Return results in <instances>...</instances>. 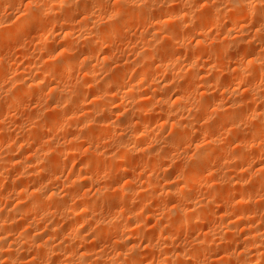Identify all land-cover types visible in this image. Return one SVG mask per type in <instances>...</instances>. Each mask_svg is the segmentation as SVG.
Returning a JSON list of instances; mask_svg holds the SVG:
<instances>
[{"label":"rangeland","instance_id":"1","mask_svg":"<svg viewBox=\"0 0 264 264\" xmlns=\"http://www.w3.org/2000/svg\"><path fill=\"white\" fill-rule=\"evenodd\" d=\"M43 1V0H42ZM45 1V0H44ZM47 1V0H46ZM50 1V0H49ZM102 1H104V2H102ZM217 1V4H219L220 6H227V1L229 2V0H216ZM14 3H13V5L12 6H9V4H5L4 2H0V24H2V23H7V22H10V23H12V24H16V25H20L21 23H20V21L22 22V21H25L24 19L22 20V18H21V20L19 19L20 17H21V15L23 16V10L25 9V7H26V4H27V2H28V0H14L13 1ZM98 2L99 3H102V5H103V9L104 8H106L107 9V11L108 10H110L111 8L110 7H115L116 6V3H117V0H101V1H99L98 0ZM112 2V3H111ZM185 2V3H184ZM206 2V0H176L175 2H174V7H176V6H178L179 8L182 6V4L184 5H188V3H191V4H189L192 8H191V10H192V12H193V14H194V16L197 18V20H201L202 18H200L199 17V15L201 16L202 15V17L203 16H205V15H203L202 13L204 12V14L205 13H207L208 11H209V13H210V11L211 10H213V8L211 7V6H208L209 8H207V6L206 7H204L203 8V5L201 6V4H203V3H205ZM219 2V3H218ZM221 2V3H220ZM226 2V3H225ZM254 2V0H252V3ZM175 3L177 4V5H175ZM12 4V3H11ZM10 4V5H11ZM112 4V5H111ZM211 4V3H210ZM106 5V6H105ZM108 5V6H107ZM11 7V8H10ZM171 7V6H170ZM186 7H188V6H186ZM196 7V8H195ZM210 7H211V9H210ZM24 8V9H23ZM109 8V9H108ZM189 8V7H188ZM178 9V8H177ZM203 9H207V10H203ZM263 9H264V7H263ZM198 11V12H197ZM200 11V12H199ZM202 11V12H201ZM64 13V12H63ZM74 15H75V12L73 13ZM73 14H72V16H73ZM262 14V13H261ZM261 14H259L260 16H258L257 14H254V15H248V16H245L244 17V19H242L241 21H239V24H237L236 25V27H234V25H232L231 24V26H230V23L228 22L229 20L225 17V16H223V15H221L222 17H223V19H221L220 17H219V19L221 20H219V24L217 23V25H215L214 27L213 26H211L210 28L208 27V29H209V32H208V29H207V32H206V34H207V36L205 35V37L203 38V41H204V43H205V49L203 48V50L201 51V56H199V58L200 59H198L197 60V58H195L197 61H199L200 62V64H199V62L197 63L196 62V64H195V62L193 63V66L192 65H188L187 63H186V61H184V60H186V59H188V57L187 56H189L190 54H186V53H188V52H192L193 53V51L197 48V44L195 43L196 42V40H197V38H194V39H192V37L190 36V34H193L194 32H195V30L193 29H191L190 28V30L188 31L187 30V28L188 27H185L184 25L183 26H181V30L183 31L184 30V34H180V36H179V39H170V40H163L164 38H163V36L162 35H164L163 34V31H164V29L165 28H163V30H161V32H162V34L160 35V40L158 39L155 43H154V47H155V49H157V48H159L158 50H155L154 51V55L156 54L155 52H157V56L155 55V56H153L152 58H151V60H150V62L149 63H151V64H149L148 63V65H147V63L145 64V66H150L149 68H153V67H155V65H156V63H158V60H160V59H163L164 58V56H165V54H164V49H165V47L163 48V46H164V44H165V46L166 47H171V48H168L167 50L170 52V51H172L171 52V54H175L174 56L175 57H180V65L178 66L179 67V70H178V68H176V69H174V70H167V71H165L166 73H164V71H161V72H158L157 73V75H155V79L157 80V82H160V85H162V84H167L168 86L166 87V89H167V91L165 92V94L166 95H168V96H170V98H172L175 94H176V92H178V90H180V88H184V86H186V87H188L189 85H192V83H190L189 81V79L188 78H185V79H183V78H177L176 77V74L179 72V71H181L182 72V74H184V72H185V70H186V72H185V74H187V73H191V74H195L196 72H198V73H196V76H197V74L199 75L200 74V77L201 76H203V77H205L206 79H208V78H212L213 76H214V78H212L213 79V81H214V79L216 80L217 79V81H218V83L220 84H218L216 87H215V85H212L213 87H212V89L211 88H208V91H198V92H192V94L190 95V97H189V99L186 101L187 103H184V105H186L187 106V109L186 110H189V109H192V111H193V107H196L195 106V104L197 105L198 103V105H202L203 103H204V105L206 104V101H207V103H209L210 104V107H206L207 108V111L205 110V111H198V113H199V115H197V114H194V112L192 113V115L193 116H195L196 115V117H197V120L195 121V122H192V125H193V130H192V133H191V135L189 136L190 138H188L189 140L190 139H194V140H190V141H188V139L185 141V143L184 144H182L181 146H180V150H179V148H178V151H177V149H175L174 150V153L175 154H177V155H175L174 153H173V151L171 150L169 153H167L168 154V156H170L169 158L170 159H176L175 161H176V163H177V161H178V163H177V165L175 164V165H171L170 166V162H169V160H165L166 161V163H163L164 161L163 160H161V161H159V163H156L157 164V166L154 168V166H153V169L152 168H150V167H152V166H149L148 164H150L151 165V163H148L147 164V162H149V161H147V157H148V152L149 151H151V154H165L166 153V151H165V147L163 146V141H159L160 139L162 140H164L165 138H169L170 137V132H169V128H166L165 129V127H164V129L163 128H161V127H158V125L159 124H161V122H162V120L160 121V119H159V121L157 120V124H154V121L153 120H150V118L148 117V118H146L147 120H146V122H148V125H149V127H146V129H144L143 131H142V135H143V138H142V140L143 139H146V140H144L145 142H143L142 141V143H139V144H134V145H132L131 144V146H133V151H131L129 154H126L124 157L125 158H123V159H115V162H118V163H115L114 164V162L112 161L111 163H110V159H109V157L110 156H113V154L117 151L116 150V148H117V146L121 143V142H123L122 140H124V139H127V137L128 136H126V135H130V134H132L133 132H131L130 130H134V126H132V127H130L133 123H134V120H135V118L133 119V117H132V115L128 112L129 110V107L130 106H128V105H131V102H137V101H135L136 100V98L135 97H129V96H124V95H122V96H120V97H118L117 98V100L114 102V103H111L109 106V110L107 109V110H105V109H102V108H100V110L98 109V107H97V105H94V103H91V102H93V101H90L93 97H88L85 101H86V103H85V101H84V103L87 105V107L85 106V108H88V109H84L83 111H81V112H79L80 114H82V117L81 118H83V119H75L74 121H72L71 123H70V125H69V123H66L65 124V127H64V129H62V130H54V129H51L50 130V127L49 128H46L48 125H49V123H50V121H52L53 120V118H52V116L54 115L53 113H55V111L54 110H52V108H50V106H52V103H50L49 104V102H52L51 101V98L49 97V96H47L48 95V88L49 87H51L52 85L53 86H55V85H57L58 84V86L60 85V87H68V88H70L71 86H73L74 84H76L77 82H81L83 79H82V75H83V66H78L77 68L79 69H75V71L74 72H71V74H68V75H66V76H64L63 78H61L60 79V81H57L56 83H48V82H46L47 83V85H46V83L44 82L43 84H42V88H41V91L39 92L40 94L39 95H36V96H34L33 98L32 97H29L28 99H27V97H25V98H22L21 96H19V97H21V100H19L20 98L17 96V92L18 93H20V92H22V90L24 89V87L26 86L25 84V82H27V83H29V81H30V79H32L33 77H34V75H35V71H33L32 69L36 66H41L42 65V63L41 62H45V58L46 57H44V55L46 56V53H42V52H45V48L43 47V45H42V43H41V41H40V43L41 44H39V40H43V38H46V34H48L47 33V31H49V34H51L52 32L55 34L54 36L56 37H58V39H57V37H56V41L54 42L53 41V38H55V37H52V41L51 42H49V44L50 45H52L51 43L52 42H54V45L56 44V46L57 45H62V46H65V41L63 40V38H62V33L63 32H61L62 30H61V28H60V23H58V24H56V25H59V26H55V25H50L49 23H48V21L46 22V24H44L45 23V21H44V23H43V21H40V22H38V23H36V26L34 25L31 29H28V31L27 30H25L24 31V33H20L19 35V37H18V35H16L18 38H16L15 36L13 37V38H10V42H9V40H7V39H5L7 42H8V44H4L3 45V47H2V44H1V46H0V60L2 61L1 63H0V67L2 68L3 66V69H2V72L0 71V73H2V74H0L1 76H0V103H1V105H3L4 104V102H9V105H8V107H6L4 110H3V112H1V114H2V116L0 115V132L1 131H5V132H7V133H10V135L11 136H9V138L8 137H4V138H1L0 140V159H3V157L5 158V159H7L8 157H10V156H12V157H15L16 158V160H20V161H24V160H26L28 157L27 156H30V155H32L33 156V154H34V158L33 159H36L35 161L33 160L32 161V165L34 164V168H39V169H37L38 171H43V169L45 168V166L46 165H44V164H42V163H44L43 161H46L47 162V165L49 166V164H50V162H49V160H47V158L48 159H51V157L55 154V152H54V149H55V147L54 146H57V144H59V145H65V147L67 148V145L66 144H68L66 141H69V139L70 138H72L73 136H75V137H78V134H79V137L81 136V134L83 133L84 134V136H86L85 134H88L87 136H89V135H91V132H94V130L95 129H97L96 127V125L98 124V122H101L102 120V122H104V120L106 119V120H108V122L109 123H111L112 124V128L109 130V131H106V133H104V132H101V134H99V132H97V133H95V134H92L91 136H93V138H91L90 137V139L89 140H91L90 142H88L87 140H86V142L85 141H83V142H81V144H79V145H77L76 147V149H75V152L73 153V154H71L70 156H66V157H64L65 155H60V156H58L59 157V161H61V162H59V169H57L56 170V175L54 174L55 173V171L54 172H52L51 171V169H49L48 171L49 172H51V175H52V173H53V176H50V174L48 175L47 173V175L45 174V171H46V169L48 168V166H47V168H45L44 169V174H43V178L41 177L40 178V176L38 175L39 173H37L36 171H33V172H31V174L29 173V174H27L26 176H27V178H28V176H29V180L26 178V176H25V178L26 179H21L20 180V178H22V177H24V176H22V177H20L19 176V173H20V169L19 168H16V167H14V168H16V170H18V173H16L17 171L15 170V169H13V167H11V168H8L6 171H7V173L8 174H6V175H2L4 178H1L0 177V179H2L1 181H0V192H2L3 193V197H7V199L5 198V199H3L2 201H0V216H2V212H3V214L4 215H6L7 214V212H11V211H13L14 209H16L18 206H17V204L19 205L20 203H18V202H21L22 204H24L25 205V203H26V201H27V199L25 198V197H23V196H21V195H17V192H18V188H29V189H31V190H29V189H27L28 190V192H31V191H33L34 190V188H36V187H34L33 188V186H32V184H34L35 182H33L34 181V179L36 180L37 179V183L36 184H41V183H43V181H44V185L42 184V186H43V189H44V192H45V189L47 190L46 192H55L56 194H57V198L58 199H60V201L59 200H57L56 198V200L58 201V202H60V203H63V204H65V202L67 201V203H66V205H67V207L68 208H73V207H70V206H75V200H74V198H75V196H77V195H79V196H82V197H84V198H88V199H90L91 201H93V202H98L97 201V199H96V195L94 194L95 193V191L98 189V188H104L105 187V190L107 189L109 192L107 193V192H105V193H102V194H100V195H97L98 196V199L100 198L101 200H100V202L98 203L99 205H97L98 207H96V213L97 214H94V215H92V216H94L95 217V219L96 220H103L104 219V217L106 218V219H108V218H111L112 216H115L114 215V213L117 211H123L124 213L119 217V218H117L116 217V219H119V222L116 220V222H115V225H117V224H122V225H124V224H126L127 223V221L128 222H130L128 219H130V217H133V218H131V219H133V221H134V223H135V221H137L138 219V221L137 222H139L141 225H142V228H141V225L139 224V231H141V232H136L134 235H130V240L132 241V245H134L135 247H136V249H135V252H136V254H135V256H137V259H138V261H140L139 263H133V264H164L163 263V261L165 260V257H166V253L168 254V251H169V255H171L172 253H176V252H182L183 250H185L186 252H188L189 253V251H193V252H197V250H198V254H197V256H196V258H194V259H191V261L190 260H188V262L187 261H185V263L184 264H213L214 262V264H216V262L218 261V259L219 260H221L222 259V257L224 256V254H225V252L227 253V254H229V256H230V254H231V256L229 257V261H227V262H229V263H227L226 262V264H246V263H243V256H244V258L245 257H248L249 258V255L250 254H254L255 252L254 251H256L255 249H257L259 246H261L262 245V247H259L260 249H264L263 247H264V216H263V218H262V216H261V212H262V210L264 209V181L262 182L263 184V186L262 185H260L259 184V181H261L259 178L261 177H264V172L262 171V168L264 167L263 165H264V128H261V127H259V128H261L260 130L261 131H259V133H258V135L255 137L254 136V131H253V129L254 130H256V128H254V127H257V125H260V124H258V122L256 123V121L255 120H252L251 122H250V120L248 119L249 118V116L252 114V112H253V110L254 111H256V107L258 108L257 110H258V112H260V113H264V112H262V111H264V97H262L263 96V94H264V76H262V74H264L263 72H264V70H263V72H262V74H261V76L262 77H260V76H258V73H259V69L261 68V69H264L263 67V65H264V63H263V61H264V54H262L263 52H264V50H263V48H264V34H262V33H264V31H263V29H264V24H262V23H264V10H263V14L261 15ZM56 15H58L61 19L62 18H64V17H62V16H64L65 15V13L64 14H62V12L61 13H58V14H56ZM101 15V14H100ZM99 14H98V16L97 17H95V23H93V24H91V23H89L90 25H89V28H92V26H95V27H93L92 29H96V30H98L99 28L100 29H104V27L107 25V24H109V25H111V23H114L115 21L114 20H112V19H107L108 17H106L105 15H103L102 14V16H100ZM207 15V14H206ZM258 17H257V16ZM58 16H56V18L58 17ZM253 16V17H252ZM74 17V16H73ZM81 18V16H79L78 17V19H77V17H76V21H74L73 22V24L72 25H74V26H76L77 27V24H78V22L81 20L80 19ZM227 20H226V19ZM245 18H248V19H245ZM252 18V19H251ZM61 19H58V22H59V20H61ZM106 19V20H105ZM256 19V20H255ZM146 21L148 20V19H145ZM149 20H150V18H149ZM148 20V21H149ZM257 21V22H255V21ZM3 21V22H2ZM4 21H6V22H4ZM78 21V22H77ZM145 21V23H144V25L142 24L143 23V21H141L140 22V25H139V23L138 22H134L133 24H131L130 25V27H128V28H125V29H123L122 30V32H121V34H117L114 38H113V40H112V44H110V46H108V48H106V50H104V52H103V55H105V56H107L108 58H109V70H115V69H118V68H121V67H123V66H125V67H129V69H127V77H126V79L124 80V81H126L127 80V82H128V79H129V73H132L133 71H135V70H137V69H139V67L138 66H134V65H132V66H130V65H127L126 64V60L128 59L129 60V57H130V61L131 62H133V61H135V60H137L138 59V57L136 58V52H140V51H142L143 50V48H144V44H143V42H144V39H145V41H147L148 40V37H146V34H145V32L147 31V29H149V28H151V26L153 27V21L152 20H150L149 22H146ZM227 21V22H226ZM253 21V22H252ZM76 22V23H75ZM109 22V23H108ZM252 22V23H251ZM20 23V24H19ZM99 24V25H98ZM115 24V23H114ZM48 26V27H46V26ZM72 25H70L69 26V28H70V30H68L69 32L71 31V33L72 34H74L73 35V37L75 38V36H76V38L77 37H79V34H80V30L78 29V27L76 28H74V26H72ZM101 25V26H100ZM103 25V26H102ZM105 25V26H104ZM227 25V26H226ZM44 26H45V28H44ZM99 26V27H98ZM230 26V27H229ZM55 27H56V29H55ZM59 27V28H58ZM149 27V28H148ZM173 27H175L174 25H173ZM182 27H185V28H182ZM234 27V28H233ZM240 29H239V28ZM255 27V28H254ZM260 27V29H262L261 30V32L260 31H257V29ZM50 28H51V30H50ZM68 28V29H69ZM71 28H73L72 30H71ZM169 30H171V29H173L172 28V26H168L167 27ZM166 28V29H167ZM49 29V30H48ZM99 29V30H100ZM127 29V30H126ZM239 29V30H238ZM260 29H258V30H260ZM181 30H180V32H181ZM192 30V31H191ZM233 30V31H232ZM6 31V30H5ZM4 30H0V38H2V39H0V40H3L4 42H5V40L3 39V37L4 36H6L7 35V33L5 32ZM73 31V32H72ZM82 31V30H81ZM191 31V32H190ZM258 32V33H255V35H254V32ZM51 32V33H50ZM61 32V33H60ZM186 32V33H185ZM188 32H190V34L188 33ZM3 33H4V35H3ZM6 33V34H5ZM182 33V32H181ZM187 33H188V35H187ZM57 34V35H56ZM187 35V36H184V35ZM195 34L196 33H194L192 36H195ZM259 34H261V35H259ZM2 35H3V37H2ZM81 35V34H80ZM144 35V36H143ZM183 35V36H182ZM239 35V36H238ZM251 35V36H250ZM256 35H258V36H256ZM52 36V35H51ZM144 37V38H142V37ZM183 38H182V37ZM259 36H263V40L259 37ZM43 37V38H42ZM162 37V38H161ZM231 37V38H230ZM233 37V38H232ZM14 38H15V40H14ZM41 38V39H40ZM180 38H182L183 40L181 41L180 40ZM236 38V39H235ZM162 39V40H161ZM262 41H261V40ZM172 40V41H171ZM178 40H180L179 42H178ZM228 41V42H226V41ZM249 40V41H248ZM256 40V41H255ZM3 41H0V43L1 42H3ZM143 41V42H142ZM173 42V44L172 43H167V42ZM249 42L251 45H253L254 44V46L253 47H251V45H248V46H243L242 48L240 47V45H244V43L245 42ZM260 41V42H259ZM162 42V43H161ZM163 42H165L164 44H163ZM183 42V43H182ZM210 42V43H209ZM222 42H225V43H223L222 44ZM229 42H231L230 44H229ZM242 42V43H241ZM245 43V44H249V43ZM254 42H257V44L256 43H254ZM6 43V42H5ZM129 43H130V45H129ZM178 43V44H177ZM182 43V44H181ZM64 44V45H63ZM142 44V45H141ZM159 44V45H158ZM168 46H167V45ZM177 44V45H176ZM207 44V45H206ZM213 46H212V45ZM237 44H238V46H237ZM240 44V45H239ZM255 44H256V46H255ZM259 44V45H258ZM39 45V46H38ZM42 45V46H41ZM54 45H52V46H54ZM125 45H126V47H125ZM163 45V46H162ZM174 45V46H173ZM210 45V46H209ZM218 45V46H217ZM220 45H221V48L222 49H224V48H226L227 50H226V57L228 58L229 57V60L226 58V60H225V58H224V60L221 58V57H219V54H218V58L215 56L216 54H215V50L216 49H218V47L220 48ZM223 45L225 46V47H223ZM56 46H54V47H56ZM143 46V47H142ZM160 46H162V47H160ZM217 46V47H216ZM227 46V47H226ZM58 47V46H57ZM61 47V46H60ZM131 47V48H130ZM228 47L229 48H231V49H233V50H231L230 49V51L232 52H235V53H233V55L230 53V54H228L227 55V51H228ZM233 47V48H232ZM236 47V48H235ZM238 47V48H237ZM247 47H248V49H247ZM263 47V48H262ZM63 48V47H62ZM128 48V49H127ZM137 48V49H136ZM163 48V49H162ZM236 50H235V49ZM140 49V50H139ZM160 49H162L161 51L163 52H161L160 51ZM128 52H127V51ZM134 50V51H133ZM135 50H136V52H135ZM139 50V51H138ZM153 50H154V48H153ZM193 50V51H192ZM198 50H199V48L198 49H196L195 51L196 52H198ZM235 50V51H234ZM194 51V52H195ZM205 51H207V52H205ZM212 51L214 52L213 53V55L211 54L212 53ZM129 52H131V53H129ZM133 52V53H132ZM203 52H205V53H203ZM211 52V53H210ZM216 52H217V50H216ZM161 53V54H160ZM191 53V54H192ZM131 54V55H130ZM184 54V55H183ZM196 54H198V53H196ZM250 54V55H249ZM259 54H260V56H261V58H259L260 56H259ZM164 55V56H163ZM193 55H194V53H193ZM202 55L204 56V57H202ZM231 55V56H230ZM42 58H41V57ZM134 56V58H132ZM158 56H161L160 58L158 57ZM195 56V55H194ZM210 56V57H209ZM256 56V57H255ZM100 57H101V55H100ZM99 57V59H101ZM156 57V58H155ZM185 57H187V58H185ZM202 57V58H201ZM215 57V58H214ZM252 57V58H251ZM253 57H255V58H257V59H260L259 61H257L258 63L255 65L256 67H254V66H250V68L248 69H246V74H245V76H246V79H244V77H243V79H242V81L240 82V80H237L236 82L233 80V70L232 69H234L235 67H237V66H241L242 68H243V64L245 65V61L246 60H248V59H253ZM159 58V59H158ZM185 58V59H184ZM211 58V59H210ZM47 59V58H46ZM120 59V60H119ZM213 59V60H212ZM220 59V60H219ZM125 60V61H124ZM183 60V61H182ZM204 60V63L205 64H207L208 66H205V64L202 62ZM212 60V61H211ZM4 61V62H3ZM121 61V62H120ZM218 61H220V63L218 62ZM44 62H43V64H44ZM99 62L100 63H97V62H94L93 63V65H97L98 66V69H99V71L100 72H98L97 73V76H98V80H97V83H100V81H101V78H105V76H107V74H108V72H106V70H103L102 68L100 69L99 67H102L101 65V60H99ZM120 62V63H119ZM152 62L154 63V64H152ZM156 62V63H155ZM183 62V63H182ZM207 62V63H206ZM224 62V63H223ZM3 63H4V65H3ZM115 63V64H114ZM215 63H216V65H218V64H221V65H224V66H221V65H219V67L220 68H216L217 66L215 65ZM229 63V64H228ZM243 63V64H242ZM261 63H263V65L261 64ZM195 64V65H194ZM204 64V65H203ZM261 64V65H260ZM1 65H3V66H1ZM100 65V66H99ZM141 65H144V64H141ZM188 65V66H187ZM213 65V66H212ZM229 65V66H228ZM258 65H259V67H258ZM51 66H52V64H51ZM55 66H57V65H55ZM54 66V67H55ZM118 66H120V67H118ZM199 66V67H198ZM210 66V67H209ZM214 66H216V67H214ZM31 67V68H30ZM134 67H135V69H134ZM138 67V68H137ZM141 67V66H140ZM194 67V68H193ZM205 67H209L210 69H211V67L212 68H215V70L214 69H212L210 72H209V70L210 69H208V68H205ZM222 67H223V69H222ZM253 67V68H252ZM0 68V69H1ZM5 68V69H4ZM149 68H147V69H149ZM182 68V69H181ZM187 68H188V70H187ZM193 68V69H192ZM227 68V69H226ZM256 68V69H255ZM131 69V70H130ZM132 69H133V71H132ZM191 69V70H190ZM201 69H203V70H201ZM204 69H205V71H204ZM219 69V70H218ZM251 69V70H250ZM255 69V70H254ZM258 69V70H257ZM16 70H17V73H16ZM31 70H32V72H31ZM184 72H183V71ZM200 70V71H199ZM221 70H222V72H221ZM248 70H250V71H248ZM254 72H253V71ZM20 71L21 72H23V73H25V74H23V73H21L20 74ZM26 71V72H25ZM129 71V72H128ZM132 71V72H131ZM192 71V72H191ZM204 71V72H203ZM216 71V72H215ZM229 71V72H228ZM247 71L249 72V73H247ZM258 71V72H257ZM5 72H6V74H5ZM18 72H19V77H15V76H17L16 74H18ZM168 72V73H167ZM200 72V73H199ZM207 72L209 73L208 75H207ZM216 74H215V73ZM217 72H218V74H219V76H218V74H217ZM221 72V73H220ZM257 72V73H256ZM16 73V74H15ZM74 73V74H73ZM105 73V74H104ZM180 73V72H179ZM214 73V75H212ZM250 73L253 75V73H254V75H255V73L257 74V75H250ZM8 74V75H7ZM15 74V76H13ZM170 74V75H169ZM206 74V75H205ZM21 75H22V77H21ZM211 75H212V77H211ZM250 75V76H249ZM259 75H260V73H259ZM219 77V79H218V77ZM233 76V77H232ZM21 77V78H20ZM23 77H25V78H23ZM174 77V78H173ZM183 77V76H182ZM199 76H198V78H200ZM215 77H217V78H215ZM229 77H231V78H229ZM250 77V78H249ZM255 77V78H254ZM18 78V79H17ZM20 78V79H19ZM23 78V79H22ZM153 78H154V76H153ZM247 78H248V80H247ZM253 78V79H252ZM262 78V79H261ZM76 79V80H75ZM223 79L225 80L224 81V86H221L222 85V83H223ZM252 79V80H251ZM14 80V81H13ZM20 80V81H19ZM23 80V81H22ZM25 80V81H24ZM29 80V81H28ZM148 80V81H147ZM151 80V79H150ZM150 80L149 79H146L144 82L142 81V83L140 84V82L138 83V85H137V87H136V91L135 92H137V94L135 93V95H139V92L140 93H143V92H145L146 90H147V92H153V89H152V85L150 84V86H152V87H148V85H149V83H151L150 82ZM194 80H197V79H191V81L193 82ZM210 80V79H209ZM231 80V81H230ZM247 80V81H246ZM255 80V81H254ZM123 81V82H124ZM181 81H183L182 83H181ZM187 83H186V82ZM211 82H212V80H210ZM221 81V82H220ZM245 81V82H244ZM126 82V83H127ZM175 82V83H174ZM185 82V83H184ZM225 82H226V84H225ZM227 82H228V84H227ZM240 82V83H239ZM247 82L249 83L248 85H247ZM21 83H25V84H23L24 86H22L21 85ZM188 83H190V84H188ZM194 83V82H193ZM233 83H239V85L238 84H233ZM49 84V85H48ZM52 84V85H51ZM72 84V85H71ZM175 84V85H174ZM187 84V85H186ZM232 84V85H231ZM240 84H242V85H240ZM252 84V85H251ZM255 84V85H254ZM180 85V86H179ZM184 85V86H183ZM228 85V86H227ZM238 85V86H237ZM49 86V87H48ZM52 86V87H53ZM183 86V87H182ZM255 86L257 87V88H255ZM211 87V86H210ZM221 87V88H220ZM247 87V88H246ZM248 87H250V88H248ZM44 88V89H43ZM67 88V89H68ZM139 90H138V89ZM218 88V89H217ZM235 88V89H234ZM251 88H253V92L251 93V94H253V95H251V96H249L250 95V93L249 94H247L248 93V91H249V89H251ZM21 89V90H20ZM154 89L155 90H157V88L156 87H154ZM254 89H255V91H254ZM149 90V91H148ZM154 90V91H155ZM216 91V93H215V91ZM219 90V91H218ZM20 91V92H19ZM43 91V92H42ZM158 91H161V90H159L158 89ZM158 91H155L154 93H156L155 95H157V94H160ZM210 91V92H209ZM213 91V92H212ZM257 91V92H256ZM15 92V93H14ZM47 94H46V93ZM150 92V94H152V96L149 94V96L150 97H154L153 96V93H151ZM247 92V93H246ZM250 92V91H249ZM255 92V93H254ZM214 93H215V95H214ZM257 93V94H256ZM260 94V96H259V94ZM14 94V95H13ZM41 95H42V97H41ZM206 95V96H205ZM256 95V96H255ZM258 95V96H257ZM15 96H17L19 99H16V100H18L17 102L14 100L15 99ZM148 96V97H149ZM211 96V97H210ZM212 96H213V98H212ZM248 96H249V98H248ZM209 97V98H208ZM251 97H253V98H251ZM254 97H255V101L254 100H250V99H254ZM258 97H260L259 99H257ZM205 100H204V99ZM211 98H212V100H211ZM243 98V99H242ZM244 98L246 99L245 100V102H244ZM9 99H13V100H9ZM130 99H132L131 101H130ZM173 99V98H172ZM236 99H237V101H236ZM4 100V101H3ZM22 100H24V101H22ZM148 100H150V98L148 99ZM204 100V101H203ZM211 100V101H210ZM215 100V101H214ZM241 100V101H240ZM14 102V103H12V105H10V103L11 102ZM49 101V102H48ZM89 103H88V102ZM130 101V102H129ZM156 100H155V98L154 99H151V102H152V104H154V102H155ZM192 101V102H191ZM244 102V103H241V102ZM254 101V102H253ZM2 102H3V104H2ZM212 102V103H211ZM240 102V103H239ZM7 103H6V105L5 106H7ZM47 103L49 104V105H47ZM130 103V104H129ZM192 103V104H191ZM218 103V104H217ZM256 105H255V104ZM14 104V105H13ZM127 104V105H126ZM212 104V105H211ZM215 104V105H214ZM240 104V105H239ZM253 104V105H252ZM92 105V106H91ZM194 105V106H193ZM233 106L234 105V109H235V111L238 113V115H240V116H242L243 114L245 115V116H243L242 118H240L239 116V118L240 119H238V121H239V123H238V121H237V118L235 119V122L237 121V123L236 124H238L239 125V128H241V130L239 129V132H242V133H239L238 131H236V130H234V132H232V134L231 133H228L227 134V130H230V128H228V127H232L231 126V120H230V122L231 123H228L225 119L226 118H228L226 115H224V113H223V111H221V112H219V110L216 112L215 111V109L214 108H216V106H224V107H222V109L223 108H225L226 106L227 107H230V106ZM242 105H244V107H242ZM49 106V107H48ZM112 106V107H111ZM113 106H115L114 108H113ZM237 106V107H236ZM239 106L240 107H242V109L241 108H239ZM254 107V108H252V107ZM1 107H4V105L3 106H1ZM1 107H0V111H2V109H1ZM92 107H94V112L92 111L93 110V108ZM96 107V108H95ZM111 108H112V110H111ZM118 108V109H117ZM205 108V109H206ZM238 108H239V110H238ZM46 109V110H45ZM114 109V110H113ZM118 110V111H116V110ZM212 109V110H211ZM214 109V110H213ZM222 109H220V110H222ZM237 109V110H236ZM241 109V110H240ZM40 110H41V112H40ZM45 110V111H44ZM47 110H50V111H47ZM89 112H91V113H88V111ZM96 110V111H95ZM204 110V109H203ZM209 110H210V113H209ZM224 110V109H223ZM244 110V111H243ZM87 111V112H86ZM103 111L105 112V114L103 113ZM214 111H215V113H214ZM240 111V112H239ZM241 111H243L244 113H241ZM39 112V113H38ZM52 112V113H51ZM83 112V113H82ZM98 112V113H97ZM102 112V113H101ZM106 112H107V115H106ZM110 112V113H109ZM206 112V113H205ZM219 112V113H218ZM93 113V114H92ZM119 115H118V114ZM208 113V114H207ZM221 113H223V116H222V114ZM36 114V115H35ZM85 116H84V115ZM91 114H92V116H91ZM110 116H109V115ZM121 114V115H120ZM221 115V118H220V115ZM52 115V116H51ZM57 115V114H56ZM56 115H54V116H56ZM87 115V116H86ZM105 115V116H104ZM131 115V116H130ZM188 114H187V111L184 113V115L183 116H187ZM208 115V116H207ZM247 115V116H246ZM53 116V117H54ZM97 116H98V119L96 120V118H97ZM103 116L105 117V119L103 118ZM108 116V117H107ZM121 116V117H120ZM202 116V117H201ZM207 116V117H206ZM36 117V118H35ZM51 117V118H50ZM125 119H124V118ZM132 117V118H131ZM201 117V118H200ZM32 118H34V119H36L37 120V122L40 124V121H41V124L43 125V126H45V128H41L42 130H37V131H39V135H37L38 137H37V140H40L39 142H40V146H42L43 145V143L42 142H44V149L43 148H41L40 149V146H39V142L37 141V140H33V135L32 136H30L31 134H29V136L27 135V131H30L31 129H29V127H30V123L29 122H32L31 120H33ZM94 118V119H93ZM103 118V119H102ZM120 118H122V119H120ZM193 118V117H192ZM47 119V120H46ZM100 119H101V121H100ZM110 119V120H109ZM124 119V121H125V123H124V121H122ZM130 119H133V120H130ZM225 120V122H227V123H224L223 121ZM43 120V121H42ZM78 120H80V124H79V122H77ZM82 120V121H81ZM90 120V121H89ZM95 122H94V121ZM99 120V121H98ZM105 120V121H106ZM116 120H117V122H116ZM129 121V122H127V121ZM199 120V121H198ZM204 120V121H203ZM214 120H215V122H214ZM228 120V119H227ZM245 122H244V121ZM84 121H86V122H84ZM88 121V122H87ZM96 121H98V122H96ZM151 121V122H150ZM198 121V122H197ZM47 122H49L48 124H46ZM115 122H116V124H115ZM121 122H123L124 124H122L123 125V127L121 126L120 127V123ZM222 123L223 122V124H220V123ZM78 125H77V124ZM97 123V124H96ZM126 123H128V124H126ZM130 123V124H129ZM211 123H212V125H211ZM213 123L215 124L216 123V129H217V131H216V129L214 130V131H216V132H218L217 133V135H219V137L218 138H221V139H219L221 142L218 144V146H220V147H218L217 146V148H216V150L214 149V148H212L211 150L213 151L214 150V152H212L213 154H211V151H209V153L211 154L210 156V158H208V163L206 164V166L204 167V168H200V170H198L199 171V175L197 176L198 177V182H200L199 183V185H195V187L197 188H195L194 187V189H192L191 191H190V197L192 198L190 201L188 200H185V199H183L181 196H175L174 198H165L164 196V198L162 197V195L160 196L159 194H161L162 193V191H161V188H162V186L166 183V181L167 182H170L171 181V184H172V186H173V188H175L176 190H181L183 187H185V185H186V183H185V181H187V179H189L190 177V171L189 170H191V169H193L192 167H194V164L192 163L193 162V157H195V155L197 154V152H196V144H197V149L198 148H200L201 147V149H203V148H207V144H208V141H207V139L206 138H204V136L203 135H201L200 134V130L202 131V129L205 127V129H207L206 127H208V125L210 126H214L213 125ZM218 123H219V125H218ZM234 123V122H233ZM247 123V124H246ZM29 124V125H28ZM46 124V125H45ZM94 124V125H93ZM151 124V125H150ZM153 124V125H152ZM235 124V123H234ZM235 124V125H236ZM27 125V126H26ZM117 125H119V126H117ZM125 125V126H124ZM127 125H129L128 127L130 128V130H126V128L127 129H129L128 127H126ZM229 125V126H228ZM238 125H236V126H238ZM26 126V127H25ZM51 126V125H50ZM93 126H95V127H93ZM160 126V125H159ZM199 126H200V130H199ZM203 126V127H202ZM224 126H225V128H224ZM241 126V127H240ZM25 127V128H24ZM116 127V128H115ZM125 127V128H124ZM155 127V128H154ZM215 127V126H214ZM219 127V128H218ZM133 128V129H132ZM211 128H213V127H211ZM3 129V130H2ZM27 129V130H26ZM86 129V130H85ZM88 129H90V130H88ZM94 129V130H93ZM197 129L199 130V132L197 131ZM226 129V130H225ZM48 130V131H47ZM82 130V131H81ZM85 130V131H84ZM93 130V131H92ZM194 130H196L198 133H193V132H195ZM204 130V129H203ZM219 130V131H218ZM238 130V129H237ZM263 130V131H262ZM23 131H26V132H24L23 133ZM36 131V132H37ZM86 131H91V132H87L86 133ZM96 131V130H95ZM129 131H130V134H129ZM66 132V133H65ZM79 132V133H78ZM85 132V133H84ZM108 132V133H107ZM128 132V133H127ZM25 133H26V136H25ZM29 133V132H28ZM30 133H32L31 131H30ZM139 133H140V131H139ZM162 133H164V134H162ZM220 133V134H219ZM224 133V134H223ZM233 133H236V134H233ZM36 134V133H35ZM83 134H82V136H83ZM97 134H99V135H101L100 137H99V135H98V137H99V139H97L95 136L97 135ZM105 136H104V135ZM144 134H147V135H144ZM196 134V136H194V135ZM215 134V133H214ZM222 134V135H221ZM230 134V135H229ZM252 134V135H251ZM161 135V136H160ZM199 135V136H198ZM221 135V136H220ZM262 135V136H261ZM22 136H23V138H25L26 139V137H28V139L29 138H31V140L29 139L27 142H23V138H22ZM144 136L146 137V138H144ZM195 137V138H193V137ZM226 138H225V137ZM252 136H254V138H256V141H254V140H252L253 139V137ZM123 137H126V138H123ZM197 137H198V139H197ZM200 137V138H199ZM261 137V138H260ZM74 138V137H73ZM95 138V139H94ZM123 138V139H122ZM251 138V139H250ZM3 139V140H2ZM36 139V138H35ZM94 139V140H93ZM101 139V140H100ZM122 139V140H121ZM195 139H197V141H195ZM248 139V140H247ZM207 141V142H206ZM254 141V142H253ZM64 142V143H63ZM66 142V143H65ZM105 142V143H104ZM118 142V143H117ZM223 142V143H222ZM243 143V142H247L248 144H250V142H251V144L253 143L256 147L255 148H253L251 151H249V149H248V151L250 152V153H247V156L245 155V158H246V160H245V158L242 160V162H237L233 157L236 155V152L239 150V148L240 147H238L239 146V143ZM162 143V144H161ZM28 145V146H26V145ZM38 144V145H37ZM69 144H70V142H69ZM142 144V145H141ZM221 144L223 145V146H221ZM257 144V145H256ZM114 145V146H113ZM137 145H139V146H137ZM225 145V146H224ZM52 146V147H51ZM62 146V147H63ZM136 146V147H135ZM142 146V147H141ZM151 146V147H150ZM38 147H39V152H44V154H38V153H36L37 152V149H38ZM47 147V148H46ZM48 147H51L53 150H51V148H48ZM54 147V148H53ZM65 147H63V148H65ZM69 147V146H68ZM103 147V148H102ZM114 147V148H113ZM136 149H135V148ZM138 147V148H137ZM145 147V148H144ZM149 147V148H148ZM36 148V149H35ZM144 150V152L142 151L141 152V150ZM142 148H144V149H142ZM185 148V149H184ZM25 149H27L28 151H26ZM30 149V150H29ZM31 149H32V152H34L35 151V153H33V154H31ZM33 149H34V151H33ZM48 149V150H47ZM51 150V152L50 153H52V154H50V153H47V152H45V150L46 151H50ZM56 149H58V146L56 147ZM135 149V150H134ZM139 149V150H138ZM150 149V150H149ZM256 149V150H255ZM41 150V151H40ZM94 150V151H93ZM114 150H116V151H114ZM138 150V151H137ZM182 150V151H181ZM185 150V151H184ZM219 150V151H218ZM221 150V151H220ZM236 152H235V151ZM25 152V154H24V152ZM86 151V152H85ZM91 151V152H90ZM98 151V153H100V154H104V155H107L106 156V158L103 156L102 157V159H101V164H100V168H99V171H97L98 170V168L96 169V170H94L93 172H92V166H89V167H92V168H89L87 165H86V167H85V164L84 163H86V159H88V161H90L89 160V158H91V153H94V152H97ZM134 151H135V153H134ZM146 151V152H145ZM198 151V150H197ZM218 151V152H217ZM248 151H246V152H248ZM85 152V153H84ZM106 152V153H105ZM217 152V153H216ZM235 152V154H233ZM23 153V154H22ZM88 153V154H87ZM144 153H147V154H144ZM150 153V152H149ZM171 153H172V155H171ZM187 153V154H186ZM191 153V154H190ZM215 153V154H214ZM238 153V152H237ZM9 154V155H8ZM21 154V155H20ZM45 154L46 155H51V157L49 158L48 156H45ZM151 154H149L150 156H151ZM170 154V155H169ZM222 154V155H221ZM25 155H26V157H25ZM35 155H37V156H40V157H38V158H41V159H38V158H36L37 156H35ZM110 155V156H109ZM146 155V156H145ZM212 155H214V157L212 156ZM216 155V156H215ZM21 158H19V157ZM56 156V155H55ZM62 156V157H61ZM127 156L129 157V156H131V157H129V158H127ZM139 156V157H138ZM144 158H143V157ZM172 156V157H171ZM175 156V157H174ZM177 156V157H176ZM233 156V157H232ZM23 157V158H22ZM42 157H43V159L44 160H42ZM47 157V158H46ZM86 157V158H85ZM185 157V158H184ZM219 157V158H218ZM63 158V159H62ZM69 158V159H68ZM105 158V159H104ZM137 158V162H136V159ZM183 158V159H182ZM191 158V159H190ZM193 158V159H192ZM126 159H127V162H126ZM142 159V160H141ZM146 159V160H145ZM180 159H182V160H180ZM185 159H190L191 160V162H190V160H185ZM209 159H212V161L211 160H209ZM247 159H248V161H247ZM40 160V161H39ZM52 160V159H51ZM63 160V161H62ZM109 160V161H108ZM114 160V159H113ZM143 160H144V162H143ZM195 160V159H194ZM234 160V161H233ZM64 161H65V163H64ZM104 161H106V162H104ZM107 161H108V164H105V163H107ZM125 161V162H124ZM163 161V162H162ZM214 161V162H213ZM246 161V163H244ZM42 162V163H41ZM46 162H45V164H46ZM81 162V163H80ZM83 162V163H82ZM104 162V163H103ZM139 162H143V163H139ZM158 162V161H157ZM160 162H162L161 164H160ZM180 162V163H179ZM185 162H187V163H185ZM212 162V163H211ZM38 163V164H37ZM110 163V164H109ZM124 163V164H123ZM139 163V164H138ZM189 163V164H188ZM243 163V164H242ZM37 164V165H36ZM43 165V167H41L40 168V166H42ZM84 164V165H83ZM116 164H117V166H118V168L116 169ZM120 166H119V165ZM155 164V165H156ZM179 164V165H178ZM239 164V165H238ZM40 165V166H39ZM68 165V166H67ZM84 167H83V166ZM91 165V164H90ZM145 165V166H144ZM185 165V166H184ZM71 166V167H70ZM73 166V167H72ZM102 166V167H101ZM122 166V167H121ZM216 166V167H215ZM89 168V170H88V168ZM112 167H114L115 169H116V171H115V169L114 168H112ZM125 167V168H124ZM58 168V167H57ZM73 168V169H72ZM83 168V169H82ZM150 168V169H149ZM168 168V169H167ZM183 168V169H182ZM190 168V169H189ZM206 168V169H205ZM11 169V170H10ZM53 169H55V168H53ZM71 169V170H70ZM76 169V170H75ZM80 169V170H79ZM91 169V170H90ZM105 169H106V171H105ZM111 170L112 169V171H109V170ZM147 169H149V170H147ZM239 169V170H238ZM241 169V170H240ZM81 170H83L82 171V173H81ZM85 170H87V171H85ZM100 170H101V172H100ZM127 170V171H126ZM141 170V171H140ZM151 170V171H150ZM219 170H221V171H219ZM9 171H11V172H9ZM88 171H90V172H92V174H95L94 175V177H93V175H92V177H93V179H91V180H87V181H83V182H81L80 180H76L77 179V176H79L80 174H83V173H85V172H88ZM95 171H97V172H95ZM118 171V172H117ZM121 171V172H120ZM150 171V172H149ZM194 171V170H193ZM197 171V172H198ZM35 172H36V174H35ZM48 172V173H49ZM95 172V173H94ZM125 172V173H124ZM197 172H192V174H194L195 176H196V173ZM214 172V173H213ZM242 172V173H241ZM10 173V174H9ZM42 173V172H41ZM40 173V174H41ZM99 173V174H98ZM111 173V174H110ZM219 173V174H218ZM222 173V174H221ZM18 174V175H17ZM34 174V178L33 177H31L32 175ZM87 174H89V172L87 173ZM97 174H98V176H97ZM105 174V175H104ZM121 174H122V176H121ZM218 174V175H217ZM224 174H226V176H224ZM262 176H261V175ZM38 175V177H35V176H37ZM75 177H74V176ZM114 175V176H113ZM123 175H124V177H123ZM128 175V176H127ZM143 175V176H142ZM186 175V176H185ZM193 175V176H194ZM208 175V176H207ZM56 176V177H55ZM107 176V177H106ZM113 176V177H112ZM121 176V177H120ZM152 176V177H151ZM192 176V175H191ZM212 176V177H211ZM251 176V177H250ZM256 176V177H255ZM49 177V178H48ZM58 177V178H57ZM71 177V178H70ZM105 177V178H104ZM130 177V178H129ZM144 177V178H143ZM182 179H181V178ZM189 177V178H188ZM196 177V178H197ZM32 178V179H31ZM39 178H40V180H39ZM55 178V180H53ZM75 178V179H74ZM111 178V179H110ZM128 178V179H127ZM13 179V180H12ZM41 179H42V182H41ZM44 179V180H43ZM48 180V181H46V180ZM53 180V181H51V180ZM76 180V182H74V180ZM122 179V180H121ZM131 179V180H130ZM181 179V180H180ZM199 179H200V181H199ZM229 179H231V180H229ZM241 179V180H240ZM259 180L258 181V183H256V186H255V182H254V180L255 181H257V180ZM130 181V184L132 183V185H130L129 186V188L131 187V192L133 193V192H135V194L134 195H132L129 199L130 200H128V202L126 201H124V205H123V201L120 199L121 198V194L119 193V191L117 192V191H115L114 190V188H116V186H118V185H120V186H124L125 185V183H126V181ZM207 180V181H206ZM243 180V181H242ZM263 180H264V178H263ZM70 181V182H69ZM123 181H125V182H123ZM221 181H222V183H221ZM238 181H240V183H241V181L243 182V184H244V187L246 188H239V186H237V185H235V183L236 182H238ZM41 182V183H40ZM48 182V183H47ZM85 182V183H84ZM94 182V183H93ZM143 182V183H142ZM218 182L220 183V184H218ZM225 182V183H224ZM228 182V185H230V184H232V187H229L228 185L226 186V183ZM230 182V183H229ZM248 182V183H247ZM253 182V183H252ZM24 183V184H23ZM84 183V184H83ZM180 183V184H179ZM211 183V184H210ZM215 183H217L216 185H215V187H213L211 190L212 191H206V189H210V188H207V184H208V186L209 185H212V184H215ZM234 183V184H233ZM36 184L34 185V186H36ZM72 186H71V185ZM129 184V183H128ZM127 184V185H128ZM22 187H21V186ZM26 185V186H25ZM201 185V186H200ZM222 185H224V186H222ZM251 185V186H250ZM9 186V187H8ZM19 186V187H18ZM46 186V187H45ZM70 186H71V188H70ZM120 186H118V187H120ZM153 186V187H152ZM219 188H218V187ZM220 186H221V188H220ZM231 186V185H230ZM235 186H237V188H235ZM18 187V188H17ZM45 187V188H44ZM69 187V188H68ZM80 187V188H79ZM227 187V188H226ZM250 189H248V188ZM252 187V188H251ZM259 187V188H258ZM16 188H17V190H16ZM48 188H52L53 190H51V189H48ZM62 188H64V189H62ZM76 188V190H74ZM85 188V189H84ZM109 188V189H108ZM156 188V189H155ZM19 189V190H20ZM57 189V190H56ZM243 189H245V190H243ZM54 190H56V191H54ZM134 190V191H133ZM147 190H149V191H147ZM155 190V191H154ZM223 190V191H222ZM229 190V191H228ZM241 190H243V191H241ZM112 191V192H111ZM114 191L116 192L115 194L116 195H114V194H111V193H114ZM220 191H222V192H220ZM227 191V192H226ZM240 191H241V193L243 194V196L241 195V193H240ZM248 191V192H247ZM11 192V193H10ZM63 192V193H62ZM83 192V193H82ZM143 192V193H142ZM151 192V193H150ZM155 192V193H154ZM205 192V193H204ZM226 192V193H225ZM252 192V193H251ZM77 195H76V194ZM88 193V194H87ZM158 193V194H157ZM215 193V194H214ZM216 193H217V195H219L218 196V201H217V198L215 199L216 200V203H217V205H216V203H215V205H213L214 203H211L210 205V207H212V208H208L207 209V211L209 212H207L206 211V214L205 215H208V218H206V219H200V220H197V221H194L193 220V223L191 222V221H189L188 223H186V224H184V225H187L186 227L183 225V226H181V227H177L176 225H175V223H173L175 226H172V227H170L171 225H170V223L169 222H171L172 221V219H173V221L174 222H177L175 219H174V217H175V214H173L174 216L173 217H171L172 215L170 214L169 215V218H171L170 219V221H169V218L166 216V214H167V210H168V213H169V210H170V212L172 213V212H174L173 210H174V208L175 207H177V208H180V209H193V208H200L199 206L201 205V203L202 204H205V202H207L209 199H211V198H213V196L214 197H216L217 195H216ZM219 193V194H218ZM249 193H250V195H249ZM1 194V193H0ZM8 194H10V195H8ZM16 194V195H15ZM19 194V193H18ZM30 194V193H29ZM147 195V197H145L144 195ZM151 194V195H150ZM154 194V195H153ZM220 194H222V195H220ZM226 194H227V196H226ZM238 194H240V195H238ZM2 195V194H1ZM59 195V196H58ZM75 195V196H74ZM108 195V196H107ZM110 195H112V197L111 198H113V199H111L110 198ZM120 196V197H118V196ZM137 195V196H136ZM139 195H140V198H139ZM144 196V198H145V200H147L148 201V199L150 200V201H146V204H145V206H146V208H145V206H142L143 205V203H142V199H143V196ZM154 196L155 198H158V199H156L155 200V198L153 199L152 197H150V196ZM216 195V196H215ZM223 195H225V198H224V200L223 199H220L221 200V202L219 201V197L220 196H223ZM17 196V197H16ZM18 196H21L20 198H23L22 199V201L21 200H19V197ZM72 196H74V197H72ZM95 196V197H94ZM100 196V197H99ZM102 196V197H101ZM117 196V197H116ZM160 196V197H159ZM193 196V197H192ZM209 196H210V198H209ZM236 196V197H235ZM9 197V198H8ZM109 197V198H108ZM224 197V196H223ZM235 197V198H234ZM241 197H243L246 201L243 203L244 205H241V207L239 206V204H237V201L241 198ZM108 198V199H107ZM134 198V199H133ZM71 199H72V201H71ZM164 199V200H163ZM166 199V200H165ZM7 200V201H6ZM55 200V201H56ZM74 200V201H73ZM77 200V199H76ZM117 200V201H116ZM137 200H138V203H137ZM144 200V201H145ZM170 200H172V201H170ZM193 200V201H192ZM11 201V202H10ZM103 201V202H102ZM114 201H116L115 203H114ZM129 201H130V203H129ZM133 201V202H132ZM135 201V202H134ZM143 201V202H144ZM159 201V202H158ZM224 201V202H223ZM57 202V203H58ZM77 202V201H76ZM119 202H121V203H119ZM152 202H153V204H152ZM175 202V203H174ZM195 202V203H194ZM201 202V203H200ZM233 202H235V203H233ZM5 203V204H4ZM8 203H9V205H8ZM132 203V204H131ZM140 203V204H139ZM158 203V204H157ZM190 203V204H189ZM220 203V204H219ZM227 203V204H226ZM233 203V204H232ZM255 203H256V206H255ZM68 204H70V206L68 205ZM78 204V203H77ZM76 204V205H77ZM101 204V205H100ZM104 204V205H103ZM150 204V205H149ZM223 204V205H222ZM237 204V205H236ZM4 205V206H3ZM26 205H27V203H26ZM52 205V203L51 204H48L47 203V205L45 206L46 207V210L48 209V210H51L53 213H54V210H55V207H53V206H51ZM127 205H128V207H127ZM235 205V206H234ZM171 206V207H170ZM188 206V207H187ZM214 206V207H213ZM237 206V207H236ZM239 206V207H238ZM247 206V207H246ZM45 207H44V209H45ZM48 207V208H47ZM49 207H52L51 209L49 208ZM152 207V208H151ZM236 207V208H235ZM242 207H245V208H242ZM251 207V209H249ZM255 207V208H254ZM262 207V208H261ZM156 208V209H155ZM215 208H217V209H215ZM239 208V209H238ZM242 208V209H241ZM98 209V210H97ZM128 209H129V211H128ZM144 209H146L145 211H147L148 212V214H147V212H144ZM213 209V210H212ZM236 209H238V210H236ZM47 210V211H48ZM125 210H127V211H125ZM134 210V211H133ZM141 210L143 211V212H141ZM242 210H245V216L246 217H248V218H243V220L241 221V219L239 218L240 217V214L241 213H243V212H241ZM252 210V211H251ZM51 211H49L50 213H51ZM154 211H156V212H154ZM4 212H6V213H4ZM130 212V213H129ZM232 212V213H231ZM99 213V214H98ZM129 213V214H128ZM141 213V214H140ZM145 213H146V215H145ZM166 213V214H165ZM41 214V213H40ZM127 214V215H126ZM144 214V215H143ZM165 214V215H164ZM211 216H210V215ZM222 214H223V216H222ZM3 215V216H4ZM95 215H97V216H95ZM107 215H108V217H107ZM131 215V216H130ZM135 215V216H134ZM148 215V216H147ZM237 215V216H236ZM26 217H22L19 221H18V223L17 224H19V226L20 227H18L17 228V230H18V232L19 233H23V232H27V231H29L30 229L32 230V229H35L36 231H35V233H40V235H38V236H41V237H43V234L45 233V224L46 225H48V224H51L52 222V220H55V219H51L53 216H50V215H48V216H46L45 218H42L41 217V215H39L38 213L36 214V212L35 213H33V211L32 212H30V213H28V215L26 214L25 215ZM32 216H33V218H32ZM102 216V217H101ZM129 216V217H128ZM155 216V217H154ZM50 217V218H49ZM162 217H164V221H163V218ZM167 217V218H166ZM220 217H221V219H220ZM236 217H238V218H236ZM259 217H261V218H259ZM25 220H24V219ZM36 218V219H35ZM54 218H57L58 219V222H56V223H58V226H59V228L61 229V228H63L64 226L66 227V224H67V221H68V219H67V221H64V218H61V217H54ZM148 218V219H147ZM161 218H162V220H161ZM23 219V220H22ZM47 219V220H46ZM57 219H56V221H57ZM92 219H94L93 217H92ZM137 219V220H136ZM240 219V220H239ZM35 220V221H34ZM38 220V221H37ZM40 220V221H39ZM45 220V221H44ZM66 220V219H65ZM153 220H155V221H153ZM237 220V221H236ZM22 223H21V222ZM42 221V222H41ZM48 221V222H47ZM62 221H64V222H62ZM70 221V220H69ZM145 221V222H144ZM201 221V222H200ZM236 221V223H234ZM26 222V223H25ZM29 222H31V223H29ZM51 222V223H50ZM54 222V221H53ZM62 222V223H61ZM71 222V221H70ZM70 222H68V224H70ZM131 222H132V220H131ZM198 222V223H197ZM232 222V223H231ZM55 223V222H54ZM78 223H80L79 225V229L80 230H78ZM78 223H76L77 225H76V227L74 226L73 227V230H75V232H77V230H78V232L80 231V232H82V233H80V234H82V235H85V236H89V238H88V242H87V240H85L86 241V243H83V244H81V242H80V244L79 243H70V247H68L69 249L67 250V251H69V250H76V251H80V252H86V251H90V253L91 252H99V254L101 255V257L104 259V260H109V259H113L114 257H115V255L118 253V248L115 246V241H116V239H117V236H115V234L116 233H118V232H114L115 231V229L113 230V229H110L109 230V232L107 231L105 234L103 233V235L101 234V235H98L97 237L96 236H94L92 233H93V231L95 230V228L97 227V225H96V222H95V220H92L91 222H90V224H81V222L80 221H78ZM117 223V224H116ZM124 223V224H123ZM169 223V224H168ZM190 223V224H189ZM61 224V225H60ZM129 223H127V225H128ZM131 224H133V223H131ZM144 224V225H143ZM146 224V225H145ZM189 224V225H188ZM246 224V225H245ZM64 225V226H63ZM96 227H95V226ZM178 226H179V224H177ZM226 225H227V227H228V225L230 226V225H232L231 226V228H234V229H232V233H234V236H232V238H231V236H228V237H230L229 239L231 240V241H227V242H225L226 244H223L224 242L222 241V240H220L219 238H218V236H219V234H218V232H220V234H223L225 231V229L224 228H227L226 227ZM11 226H14V227H16L17 225H11ZM32 226V228H30ZM43 226V227H42ZM89 226V227H88ZM82 227V228H81ZM83 227H85V228H83ZM94 228V230H93V228ZM169 228V229H167V228ZM176 229V230H174V228ZM20 228V229H19ZM24 228V229H23ZM37 228V229H36ZM67 228V227H66ZM65 228V230L64 229H61V230H63V231H67V229ZM29 229V230H28ZM42 229V230H41ZM81 229H82V231H81ZM85 231H84V230ZM90 229V230H89ZM178 229H180V230H178ZM17 230H16V232H17ZM27 230V231H26ZM40 230V231H39ZM38 231V232H37ZM84 231V232H83ZM90 231H92V232H90ZM224 231V232H223ZM246 231V232H245ZM17 232V233H18ZM34 232V231H33ZM152 232V233H151ZM242 232H244V233H242ZM18 233V234H19ZM90 233V234H89ZM114 235H113V234ZM149 233V234H148ZM151 233V234H150ZM207 233V234H206ZM215 233H217L218 235H217V237H216V235H213V234H215ZM66 234H68V233H66ZM92 234V235H91ZM111 234V235H110ZM136 234H137V236H136ZM153 234H155V235H153ZM204 234V235H203ZM117 235V234H116ZM146 235V236H145ZM151 235H152V237H151ZM199 237H198V236ZM210 235H212V236H210ZM44 236H45V234H44ZM51 236V235H50ZM50 236H48V237H50ZM93 236V237H92ZM100 236H103V237H100ZM106 236H108V240L109 241H107L106 240ZM115 236V237H114ZM214 236V237H213ZM257 237V239H256V237ZM14 237H17L16 235L14 236ZM150 237V238H149ZM165 237H169L168 238V240L166 241V243H164V238ZM210 239H209V238ZM220 237V236H219ZM227 237V238H228ZM254 237V238H253ZM260 237H262V238H260ZM44 239H45V237H43ZM46 238H47V236H46ZM59 238H60V236H59ZM91 238V239H90ZM150 240H149V239ZM153 238V239H152ZM208 241V239L209 240H211V239H214L215 240V243L212 241H209L208 242V244L207 245H209V243L211 242L214 246H211V244L209 245V247L207 246H202L199 242H202L203 240L205 241V239ZM208 238V239H207ZM218 238V239H217ZM221 238V237H220ZM260 238V239H259ZM124 239V240H123ZM127 239H128V236H124V237H122V242H121V244H122V250H123V253L124 254H126V256L128 257V260H131L130 258H132L134 255H132V252H131V250H129L130 249V247L132 246V245H128V246H130V247H126V245H127V243L125 242V241H127ZM145 239H147L146 240V242H145ZM171 239V240H170ZM200 241H199V240ZM104 240H106V241H104ZM149 240V242H147ZM152 240V241H151ZM217 240V241H216ZM254 240V241H253ZM255 240H256V242H255ZM4 241L5 240H3V241H0V245L1 244H3L4 243ZM17 241H21L20 239H18L17 238ZM92 241V242H91ZM151 241V242H150ZM171 241V242H170ZM191 243H190V242ZM193 241V242H192ZM259 241H260V243H259ZM57 242V244H58V242L59 241H56ZM56 242H53V244L52 245H55L56 244ZM173 242H174V244H173ZM184 242V243H183ZM112 243H114V244H112ZM134 243V244H133ZM149 243H151V244H149ZM154 243V244H153ZM172 243V244H171ZM188 243V244H187ZM194 243V244H193ZM92 247V248H90V246ZM148 244V245H147ZM163 244V245H162ZM192 244V245H191ZM196 244V245H195ZM200 244V245H199ZM257 244V246H255ZM261 244V245H260ZM76 245V246H75ZM84 245V246H83ZM114 245V246H113ZM184 245V246H183ZM191 245V247L189 248V246ZM204 245H206L205 244V242H204ZM251 245V246H250ZM105 246V247H104ZM126 248H125V247ZM162 246H163V248H164V250L162 249ZM165 246V247H164ZM193 246H194V249H192L193 248ZM195 246L196 247H198L199 246V248L197 249V248H195ZM202 246V247H201ZM64 247H66V246H64ZM83 247V248H82ZM85 247V248H84ZM109 247H110V249H109ZM114 247V248H113ZM140 247V248H139ZM184 249H183V248ZM187 247H188V249H187ZM201 247V248H200ZM220 247V248H219ZM71 248H73V249H71ZM87 248V249H86ZM96 248V249H95ZM120 248V247H119ZM152 248V249H151ZM213 248V249H212ZM229 248V249H228ZM65 249V248H64ZM67 249V248H66ZM78 249V250H77ZM93 249V250H92ZM105 249V250H104ZM156 249V250H155ZM182 249V250H181ZM195 249H197V250H195ZM201 251H200V250ZM208 249V250H207ZM117 250V251H116ZM130 251V252H127V251ZM148 250H150V251H148ZM155 250V251H154ZM173 250V251H172ZM224 250V251H223ZM153 251V252H152ZM162 251V252H161ZM206 251V252H205ZM228 251V252H227ZM253 251V252H252ZM103 253V254H101V253ZM155 252V253H154ZM166 252V253H165ZM171 252V253H170ZM195 252V253H196ZM218 252H219V254H218ZM239 252H241V253H239ZM93 253V254H94ZM140 253H141V255H140ZM129 254H131V255H129ZM139 254V255H138ZM145 254V255H144ZM147 254H148V256H147ZM154 254V255H153ZM191 254V253H190ZM213 254H214V256H213ZM223 254V255H222ZM226 254V255H227ZM249 254V255H248ZM60 256H62V255H60ZM60 256H58V257H60ZM153 256H155V257H153ZM219 256V257H218ZM240 256V257H239ZM251 256V255H250ZM57 257V256H56ZM200 257V258H199ZM252 257V256H251ZM140 258V259H139ZM149 258V259H148ZM198 258V259H197ZM212 258V259H211ZM147 259V260H146ZM196 259V260H195ZM48 260V259H47ZM49 260H51V259H49ZM54 260H56V258H54ZM134 260V259H133ZM216 260V261H215ZM227 260V259H226ZM137 261V262H138ZM47 262V261H46ZM45 262V263H46ZM50 262V261H49ZM130 262H126V264H129ZM132 263V262H131ZM130 263V264H131ZM255 263H257V264H264V258H263V260H262V262L261 261H258V262H252L251 264H255Z\"/></svg>","mask_w":264,"mask_h":264},{"label":"bare ground","instance_id":"2","mask_svg":"<svg viewBox=\"0 0 264 264\" xmlns=\"http://www.w3.org/2000/svg\"><path fill=\"white\" fill-rule=\"evenodd\" d=\"M4 2L5 4H9V6H12L13 5V1L14 0H0V2ZM16 1V0H15ZM99 1H101V0H99ZM114 1V0H113ZM176 0H117V3H116V6L113 8V7H110L111 9L110 10H108L107 11V9L106 8H104L103 9V5H102V3H99L98 2V0H28V2H27V4H26V7H25V9L23 10V16L21 15V17L19 18L20 20H21V18H22V20L24 19L25 21H20V25H14V24H12V23H10V22H7V23H2V24H0V30H6L5 32L7 33V35L6 36H4L3 37V35H4V33H3V35H2V37H3V39L5 38V39H7V40H9V42L12 40H10V38H13L14 36L16 37V38H18L20 35V33L22 32V33H24V31L25 30H27L28 31V29H31L34 25L36 26V23H38V22H40V21H45V23H44V21H43V23L44 24H46V22L48 21V23L50 24V25H55L56 27L57 26H59L60 25V28H61V32H63L62 33V38H63V40L65 41V46H62V45H57L56 46V44L54 45V42L56 41V37L54 36L55 34L52 32H50L51 34H49V31H47V33L48 34H46L45 36H46V38H43V40H39V44H41L42 43V45H43V47L45 48L44 50H45V52H42V53H46V56L44 55V57H46L45 58V62H44V64H43V62H41L42 63V65L41 66H35L32 70L33 71H35V75H34V77L32 78V79H30V81H29V83H27V82H25V83H21V85L22 86H24L23 84H25L26 86L24 87V89L22 90V92H20V93H18L17 92V96L19 97V96H21L22 98H25V97H27V99L29 98V97H34V96H36V95H39L40 93V91H41V88H42V84L45 82H48L49 84L50 83H56L57 81H60V79L61 78H63L64 76H66V75H68V74H71V72H74L75 71V69L78 67V66H83V77H82V81L81 82H77L76 84H74L73 86H71L70 88H68V87H60V85L58 86V84L57 85H55V86H53L52 84V86L51 87H49L48 88V95L47 96H49L50 98H51V101L52 102H49V104L50 103H52V106H50V108H52V110H54L55 111V113H53L54 115H56V116H52V118H53V120L52 121H50V123L49 122H47L46 124H48L49 123V125L46 127V128H49L50 127V130L51 129H54V130H62V129H64V127H65V124L66 123H69V125H70V123L72 122V121H74L75 119L77 120V119H80L81 117H82V114H80L79 112H81V111H83L84 109L86 110V109H88V108H85V106L87 107V105L85 104L86 103V99L88 98V97H93L90 101H93V102H91V103H94V105H97V107H98V109L100 110V108H102V109H105V110H109L110 108V104L111 103H114L116 100H117V98L118 97H120V96H122V95H124V96H129L130 98L132 97H135L136 98V100L135 101H137L138 99V101L137 102H131V105H128V106H130L129 107V113L132 115V117H133V119L135 118V120H134V123L130 126V127H132V126H134L133 128H134V130L132 131V130H130V128L128 127L129 125H127L126 127H128L129 129H127L126 128V130L128 131V130H130L131 132H133L132 134H130V131H129V134L130 135H126V136H128L127 137V139H124V140H122L123 138H126V137H123L121 140L123 141V142H121L118 146H117V148H116V150H114V151H116L114 154H113V156H110L109 157V159H110V163L113 161L114 162V164L115 163H118V162H115V159L117 160V159H123V158H125L124 156L126 155V154H129L131 151H133L132 149H133V146H131V144L132 145H134V144H139V143H142V141L143 142H145L144 140H146V139H143L142 140V138H143V135L141 134L142 133V131L144 130V129H146V127H149V125H148V122H146V118H150V120H153L154 121V124H157V120L159 121V119H160V121L162 120V122H161V124H159L158 125V127H161V128H163L164 129V127H165V129L166 128H169L170 130H169V132H170V137L169 138H165L164 140L162 139H160L159 141H163L162 143H163V146L165 147V151H166V153L165 154H151V151H149L148 152V157L146 158L147 159V161H149V162H147V164L148 163H151V165L150 164H148L149 166H154V168L157 166V164L156 163H159V161H161V160H163L162 162L163 163H166V159L167 160H169V162H170V166L171 165H177V163H178V161H177V163H176V159H170L169 157L170 156H168V154L167 153H169L171 150L173 151V153H174V150L175 149H177V151H178V148H179V150H180V146L182 145V144H184L185 143V141L188 139V138H190L189 136L191 135V133H192V130H193V125H192V122H195L196 120H197V117H196V115L195 116H193L192 115V113L194 112V114H197V115H199V113H198V111H207V108L208 107H210V104L209 103H207V101H206V104L204 105V103L202 104V105H196L195 104V106L196 107H193L194 109H193V111H192V109H189V110H186L187 109V106L186 105H184V103H187L186 101L189 99V97H190V95L192 94V92L194 93V92H198V91H208V88H211L212 89V85H215V87L219 84L218 83V81H217V79L215 80L214 79V81H213V79L212 78H214V76L212 77V75H214V73L216 72H214L212 75H211V77L212 78H208V79H206L205 77H203V76H201L200 77V74L198 75L197 74V76H196V73H198V72H196L195 74L193 73V74H191V73H187V74H185V72H186V70H185V72H184V74H182V72L181 71H179L177 74H176V77L177 78H183V79H185V78H188L190 81V83H192V85H189L188 87H186V86H184V88H180V90H178V92H176V94L172 97V98H170V96H168V95H166L165 94V92L167 91V89H166V87L168 86L167 84H162V85H160V82H157V80L155 79V75H157V73L158 72H161V71H164V73H166L165 71H167V70H174V69H176V68H178V70H179V65H180V57H175L173 54H171V52L172 51H168L167 49L168 48H171V47H166L165 46V42H163V44H164V46H163V48L165 47V51H164V54H165V56H164V58L163 59H160V60H158V63H156V65H155V67H153V68H149L150 66H145V64L147 63V65H148V63L150 62V60H151V58L153 57V56H155L156 54H157V52H155L156 54L154 55L153 53H154V51L155 50H158L159 48H157V49H155V47H154V43L159 39L160 40V35L162 34V32H161V30H163V28H165L164 29V31H163V34L164 35H162L163 36V40H170V39H179V36H180V34H184L183 32H184V30L182 31L181 30V26H185V27H188L187 28V30L189 29L190 30V28L193 30H195V32L194 33H196L195 34V36H192L193 34H190V32L192 31H190V32H188L189 34H190V36L192 37V39H194V38H197V40H196V44H197V48L196 49H198L199 48V50H198V52H196L195 50V52L193 51V53H194V55H193V53L191 54L190 52H188V53H186V54H190L189 56H187L188 57V59H186V60H184V61H186V63L190 66V65H192L193 66V63L195 62V64H196V62L198 63L199 61H197L198 59H200L199 58V56H201V51L203 50V48L205 49V43H204V41H203V38L205 37V35L207 36V34H206V32H207V29H208V27L210 28L211 26H215V25H217V23L219 22V17L221 18V19H223V17L221 16V15H223V16H225L229 21V23H230V26H231V24L232 25H234V27H236V25L237 24H239V21H241L242 19H244V17L245 16H248L249 14L250 15H254V14H257L258 16H260L259 14H263V7H264V0H254V2L252 3V0H229V2L227 1V6L225 7V6H220L219 4H217V1L216 0H206V2L205 3H203V4H201V6L203 5V8L204 7H206L207 6V8H209L208 6H211L212 8H213V10H211L210 11V13H209V11L207 12V13H205L204 14V12L202 13L203 15H205V16H203L202 17V15L200 16L199 15V17L200 18H202L201 20H197V18L194 16V14H193V12H192V10H191V6L189 5V4H191V3H188V5H183L182 4V6L179 8L178 6H176V7H174V2H175ZM183 1V0H182ZM222 1V0H221ZM102 2H104V1H102ZM12 3V4H11ZM112 3V2H111ZM185 3V2H184ZM211 3V4H210ZM219 3V2H218ZM221 3V2H220ZM11 4V5H10ZM112 5V4H111ZM175 5H177L176 3H175ZM192 5V4H191ZM106 6V5H105ZM108 6V5H107ZM171 6V7H170ZM186 6H188V7H186ZM211 7H210V9H211ZM11 8V7H10ZM178 8V9H177ZM196 8V7H195ZM109 9V8H108ZM203 10H207V9H203ZM62 12V14H64L65 13V15L64 16H62V17H64V18H60L58 15H56V14H58V13H61ZM64 12V13H63ZM75 12V15L73 14ZM198 12V11H197ZM200 12V11H199ZM202 12V11H201ZM72 14H73V16H72ZM98 14L100 15V16H102V14L103 15H105L106 17H108L107 19H112V20H114L115 22V24L114 23H111V25H109V24H107L105 27H104V29H98V30H96V29H92L93 27H95V26H92V28H89V23H91V24H93V23H95V17H97L98 16ZM207 14V15H206ZM261 14V15H262ZM256 15V16H257ZM56 16H58L57 18H56ZM79 16H81V20L78 22V24H77V27H78V29L80 30V34H79V37H77L76 38V36H75V38L73 37V35L74 34H72L71 33V31L69 32L68 30H70V28H69V26L70 25H72L73 24V22L74 21H76V17H77V19H78V17ZM255 16V15H254ZM257 16V17H258ZM253 17V16H252ZM149 18H150V20H152L153 21V27L151 26V28H149V29H147V31L145 32V34H146V37H148V40L147 41H145V39H144V42H143V44H144V48H143V50L142 51H140V52H136V50H135V52H136V58L138 57V59L137 60H135V61H133V62H131L130 60V57H129V60L127 59L126 60V64L127 65H130V66H132V65H134L135 67L136 66H138L139 67V69H137V70H135V71H133V69H132V73H129L130 75H129V79H128V82H127V80L126 81H124L125 79H126V77H127V69H129V67L127 66V67H125V66H123V67H121V68H118V69H115V70H109V58L107 57V56H105V55H103V52H104V50H106V48H108V46H110V44H112V40H113V38L117 35V34H121V32H122V30L123 29H125V28H128V27H130V25L131 24H133L134 22H138L139 23V25H140V22L141 21H143V25H144V23H145V19H148L149 20ZM225 18V19H226ZM58 19H61V20H59V22H58ZM226 19V20H227ZM245 19H248V18H245ZM252 19V18H251ZM106 20V19H105ZM146 21V22H149V21ZM256 20V19H255ZM254 20V21H255ZM264 20V19H263ZM221 21V20H220ZM3 22V21H2ZM4 22H6V21H4ZM227 22V21H226ZM253 22V21H252ZM251 22V23H252ZM255 22H257V21H255ZM1 23V22H0ZM58 23H60L59 25H56V24H58ZM76 23V22H75ZM220 23V22H219ZM218 23V24H219ZM135 24V23H134ZM146 24V23H145ZM262 24H264V23H262ZM99 25V24H98ZM173 25L175 26V27H173ZM220 25V24H219ZM46 26V25H45ZM45 26H44V28H45ZM72 26H74V25H72ZM101 26V25H100ZM103 26V25H102ZM170 27V26H172V28L173 29H171V30H169L167 27ZM227 26V25H226ZM229 26V27H230ZM46 27H48V26H46ZM56 27H55V29H56ZM71 27V26H70ZM76 26H74V28H75ZM76 27V28H77ZM99 27V26H98ZM185 27H182V28H185ZM233 27V28H234ZM59 28V27H58ZM69 28V29H68ZM131 28V27H130ZM167 28V29H166ZM239 28V27H238ZM255 28V27H254ZM73 28H71V30H72ZM211 29V28H210ZM240 29V28H239ZM238 29V30H239ZM258 29H260V27L258 28ZM257 29V31H260L261 32V30L262 29H260V30H258ZM49 30V29H48ZM50 30H51V28H50ZM127 30V29H126ZM180 30H181V32H180ZM188 30V31H189ZM233 31V30H232ZM254 32V35H255V33H258V32ZM263 31H264V29H263ZM60 32V33H61ZM73 32V31H72ZM208 32H209V29H208ZM5 33V34H6ZM123 33V32H122ZM186 33V32H185ZM188 33H187V35H188ZM262 34H264V33H262ZM16 35H18V37L16 36ZM52 35V36H51ZM57 35V34H56ZM186 34L184 35V36H187ZM259 35H261V34H259ZM144 36V35H143ZM183 36V35H182ZM181 36V37H182ZM189 36V35H188ZM239 36V35H238ZM251 36V35H250ZM256 36H258V35H256ZM264 36V35H263ZM263 36L261 37V36H259L262 40H263ZM52 37H55V38H53V41L54 42H52L51 44L52 45H54V46H56V47H54V46H52V45H50L49 44V42H51L52 41ZM142 37V36H141ZM142 38H144V37H142ZM162 38V37H161ZM183 38V37H182ZM182 38H180V40L182 41L183 39ZM231 38V37H230ZM233 38V37H232ZM0 39H2V38H0ZM4 39V40H5ZM41 39V38H40ZM57 39H58V37H57ZM236 39V38H235ZM260 39V40H261ZM14 40H15V38H14ZM162 40V39H161ZM180 40H178V42L180 41ZM261 40V41H262ZM0 41H3V40H0ZM40 41H41V43H40ZM172 41V40H171ZM167 42V43H172L173 44V42ZM180 41V42H181ZM226 41V40H225ZM249 41V40H248ZM256 41V40H255ZM6 42V43H5ZM5 42L3 41V42H1L0 43V46H1V44H2V47H3V45L4 44H8V42L5 40ZM226 42H228V41H226ZM247 42V41H246ZM245 42V43H246ZM260 42V41H259ZM162 43V42H161ZM183 43V42H182ZM181 43V44H182ZM210 43V42H209ZM223 43H225V42H222V44ZM231 42H229V44H230ZM242 43V42H241ZM244 43V45L242 44V45H240V47L242 48L243 46H248V45H251L249 42H247V43H249V44H245ZM254 43H256L257 44V42H254ZM178 44V43H177ZM176 44V45H177ZM256 44H255V46H256ZM41 45V46H42ZM64 45V44H63ZM129 45H130V43H129ZM142 45V44H141ZM159 45V44H158ZM167 45V44H166ZM207 45V44H206ZM212 45V44H211ZM214 45V44H213ZM212 45V46H213ZM259 45V44H258ZM39 46V45H38ZM61 46V47H60ZM162 46H160V47H162ZM168 46V45H167ZM174 46V45H173ZM210 46V45H209ZM218 46V45H217ZM216 46V47H217ZM237 46H238V44H237ZM254 46V44L253 45H251V47H253ZM63 47V48H62ZM125 47H126V45H125ZM143 47V46H142ZM223 47H225L224 45H223ZM227 47V46H226ZM239 47V46H238ZM237 47V48H238ZM131 48V47H130ZM153 48H154V50H153ZM162 48V49H163ZM233 48V47H232ZM236 48V47H235ZM234 48V49H235ZM263 48V47H262ZM128 49V48H127ZM137 49V48H136ZM162 49H160V51L162 50ZM230 49L231 48H229L228 47V53H227V55L228 54H232L233 55V53H235V52H231L230 51ZM247 49H248V47H247ZM140 50V49H139ZM138 50V51H139ZM206 50V49H205ZM216 50H217V52H216ZM214 52H215V56L217 57L218 56V54H219V57H221L223 60H224V58H225V60H226V48H224V49H222L221 48V45H220V48L218 47V49H216ZM231 50H233V49H231ZM236 50V49H235ZM234 50V51H235ZM263 50H264V48H263ZM127 51V50H126ZM134 51V50H133ZM128 52V51H127ZM162 52V51H161ZM205 52H207V51H205ZM205 52H203V53H205ZM213 51H212V55H213V53H214ZM230 52V53H229ZM129 53H131V52H129ZM133 53V52H132ZM159 53V52H158ZM163 53V52H162ZM196 53H198V54H196ZM201 53V54H200ZM161 54V53H160ZM262 54H264V52L262 53ZM100 55H101V57H100ZM131 55V54H130ZM184 55V54H183ZM250 55V54H249ZM157 56V55H156ZM231 56V55H230ZM259 56H260V54H259ZM262 56V55H261ZM261 56L259 57V58H261ZM41 57V56H40ZM99 57L101 58V59H99ZM159 58L161 57V56H158ZM187 57H185V58H187ZM202 57H204L203 55H202ZM201 57V58H202ZM210 57V56H209ZM256 57V56H255ZM255 57H253V59H248V60H246L245 62V65L243 64V68L241 67V66H237V67H235L234 69H232L233 70V80L236 82L237 80H240V82L242 81V79H243V77L245 76V74H246V69L249 67L250 68V66H254V67H256L255 65L258 63L257 61H259L260 59H257V58H255ZM42 58V57H41ZM132 58H134V56L132 57ZM154 58V57H153ZM152 58V59H153ZM156 58V57H155ZM158 58V59H159ZM184 58V59H185ZM195 58H197V60L195 59ZM215 58V57H214ZM218 58V57H217ZM211 59V58H210ZM228 60H229V57L227 58ZM99 60H101V66L102 67H99L100 69L102 68L103 70H106V72H108V74H107V76H105V78H101V81H100V83H97V80L99 79L98 78V76H97V73L98 72H100L99 71V69H98V64L97 65H93V63L94 62H97V63H100L99 62ZM120 60V59H119ZM213 60V59H212ZM211 60V61H212ZM220 60V59H219ZM125 61V60H124ZM183 61V60H182ZM2 61L0 60V63H1ZM4 62V61H3ZM121 62V61H120ZM119 62V63H120ZM203 63H204V60L202 61ZM219 63H220V61H218ZM183 63V62H182ZM207 63V62H206ZM224 63V62H223ZM263 63H264V61H263ZM263 63H261L262 65H263ZM51 64H52V66H51ZM115 64V63H114ZM141 64H144V65H141ZM149 64H151V63H149ZM152 64H154L153 62H152ZM194 64V65H195ZM199 64H200V62H199ZM205 64V63H204ZM203 64V65H204ZM222 64V63H221ZM221 64H218V65H216V63H215V65L217 66H214V67H216V68H220L219 67V65H221ZM229 64V63H228ZM260 64V65H261ZM3 65H4V63H3ZM3 65H1V66H3ZM55 65H57V66H55ZM109 65V66H108ZM187 65V66H188ZM55 66V67H54ZM100 66V65H99ZM141 66V67H140ZM205 66H208L207 64H205ZM213 66V65H212ZM221 66H224V65H221ZM229 66V65H228ZM264 66V65H263ZM4 67V66H3ZM3 67L0 69V71L2 72V69H3ZM118 67H120V66H118ZM135 67H134V69H135ZM137 67V68H138ZM199 67V66H198ZM210 67V66H209ZM209 67H205V68H208V69H210ZM258 67H259V65H258ZM31 68V67H30ZM147 68H149V69H147ZM194 68V67H193ZM192 68V69H193ZM248 68V69H249ZM253 68V67H252ZM264 68V67H263ZM5 69V68H4ZM78 69V68H77ZM182 69V68H181ZM212 69H214L215 70V68H212L211 67V69L209 70V72L212 70ZM222 69H223V67H222ZM227 69V68H226ZM256 69V68H255ZM254 69V70H255ZM32 70H31V72H32ZM79 70V69H78ZM131 70V69H130ZM187 70H188V68H187ZM191 70V69H190ZM201 70H203V69H201ZM219 70V69H218ZM251 70V69H250ZM250 70H248V71H250ZM258 70V69H257ZM263 70L264 69H259V73H260V75H259V73H258V76H260V77H262V76H264V74H262V72H263ZM200 71V70H199ZM204 71H205V69H204ZM203 71V72H204ZM247 71V73H249ZM253 71V70H252ZM262 71V72H261ZM26 72V71H25ZM129 72V71H128ZM192 72V71H191ZM212 72V71H211ZM221 72H222V70H221ZM220 72V73H221ZM229 72V71H228ZM254 72V71H253ZM258 72V71H257ZM256 72V73H257ZM3 73V72H2ZM2 73H0V74H2ZM16 73H17V70H16ZM15 73V74H16ZM21 73H23V72H21L20 71V74ZM168 73V72H167ZM200 73V72H199ZM255 73V75H257ZM264 73V72H263ZM5 74H6V72H5ZM15 74L13 75V76H15ZM23 74H25V73H23ZM74 74V73H73ZM105 74V73H104ZM209 73L207 72V75H208ZM216 74V73H215ZM217 74H218V72H217ZM261 74H262V76H261ZM3 75V74H2ZM8 75V74H7ZM17 76H15V77H19V72H18V74H16ZM170 75V74H169ZM206 75V74H205ZM250 75H252L251 73H250ZM249 75V76H250ZM253 75H254V73H253ZM252 75V76H253ZM254 75V76H255ZM1 76V75H0ZM153 76H154V78H153ZM183 76V77H182ZM198 76L200 77V78H198ZM218 76H219V74H218ZM217 76V77H218ZM247 76V75H246ZM246 76L244 77V79H246ZM21 77H22V75H21ZM20 77V78H21ZM217 77H215V78H217ZM19 78V79H20ZM23 78H25V77H23ZM22 78V79H23ZM174 78V77H173ZM197 79V80H194L193 82L191 81V79L193 80V79ZM229 78H231V77H229ZM250 78V77H249ZM255 78V77H254ZM18 79V78H17ZM146 79H151L150 80V82L151 83H149V85H148V87L150 88V87H152V89H153V92H151V93H153V96L154 97H150L149 96V94H150V92H147V90L145 91V92H143V93H140L139 92V95H135V93L137 94V92H135L136 91V87H137V85H138V83L140 82V84L142 83V81L144 82ZM212 80V82L210 81V80ZM218 79H219V77H218ZM253 79V78H252ZM251 79V80H252ZM262 79V78H261ZM76 80V79H75ZM186 80V79H185ZM247 80H248V78H247ZM246 80V81H247ZM14 81V80H13ZM20 81V80H19ZM23 81V80H22ZM25 81V80H24ZM124 81V82H123ZM139 81V82H138ZM148 81V80H147ZM187 81V80H186ZM185 81V82H186ZM224 79H223V83H222V85L221 86H224L223 84H224ZM231 81V80H230ZM255 81V80H254ZM127 82V83H126ZM183 81H181V83H182ZM184 82V83H185ZM221 82V81H220ZM238 82V81H237ZM239 82V83H240ZM245 82V81H244ZM175 83V82H174ZM187 83V82H186ZM190 83H188V84H190ZM239 83H233V84H238L239 85ZM48 84V85H49ZM150 84L152 85V86H150ZM221 84V83H220ZM219 84V85H220ZM225 84H226V82H225ZM227 84H228V82H227ZM249 83L247 82V85H248ZM46 85H47V83H46ZM72 85V84H71ZM175 85V84H174ZM187 85V84H186ZM232 85V84H231ZM237 85V86H238ZM240 85H242V84H240ZM252 85V84H251ZM255 85V84H254ZM180 86V85H179ZM182 86V87H183ZM211 86V87H210ZM228 86V85H227ZM154 87H156L157 88V90H155L154 89ZM218 87V86H217ZM1 88V87H0ZM68 88V89H67ZM221 88V87H220ZM247 88V87H246ZM248 88H250V87H248ZM255 88H257L256 86H255ZM44 89V88H43ZM138 89V88H137ZM158 89L159 90H161V91H158ZM218 89V88H217ZM235 89V88H234ZM2 90V89H1ZM0 90V91H1ZM21 90V89H20ZM139 90V89H138ZM158 91L160 94H157V95H155L156 93H154L155 91ZM149 91V90H148ZM215 91V90H214ZM219 91V90H218ZM250 91V92H249ZM249 91H248V93L247 94H249L250 93V95L249 96H251V95H253V94H251L252 92H253V88H251V89H249ZM254 91H255V89H254ZM43 92V91H42ZM168 92V91H167ZM210 92V91H209ZM213 92V91H212ZM257 92V91H256ZM15 93V92H14ZM46 93V92H45ZM46 93V94H47ZM149 93V94H148ZM207 93V92H206ZM215 93H216V91H215ZM215 93H214V95H215ZM255 93V92H254ZM257 94V93H256ZM259 94V93H258ZM14 95V94H13ZM151 96H152V94H150ZM17 96H15V101L17 102L18 100H16V99H19V100H21V97H17ZM149 96V97H148ZM206 96V95H205ZM249 96H248V98H249ZM256 96V95H255ZM258 96V95H257ZM259 96H260V94H259ZM41 97H42V95H41ZM211 97V96H210ZM262 97H264V94H263V96ZM138 98V99H137ZM150 98V100H148ZM155 98V102H154V104H152V102H151V99H154ZM209 98V97H208ZM212 98H213V96H212ZM212 98H211V100H212ZM251 98H253V97H251ZM260 97H258L257 99H259ZM26 99V98H25ZM30 99V98H29ZM89 99V98H88ZM204 99V98H203ZM243 99V98H242ZM10 101L11 100H13V99H9ZM132 99H130V101H131ZM190 100V99H189ZM205 100V99H204ZM203 100V101H204ZM210 100V101H211ZM245 98H244V102H245ZM251 101L252 100H256L255 99V97H254V99H250ZM4 101V100H3ZM14 101V102H15ZM22 101H24V100H22ZM84 101H85V103H84ZM129 101V102H130ZM133 101V100H132ZM215 101V100H214ZM236 101H237V99H236ZM241 101V100H240ZM253 101V102H254ZM13 101L10 103V105H12V103H14ZM19 102V101H18ZM88 102V101H87ZM192 102V101H191ZM243 101L241 102V103H244ZM256 102V101H255ZM6 103L7 102H4V104H3V102H2V104L4 105V107H1V106H3V105H1V103H0V107H1V109H2V111H0V115L2 116V114H1V112H3V110L6 108V107H8V105H9V102L7 103V106H5L6 105ZM20 103V102H19ZM89 103V102H88ZM212 103V102H211ZM240 103V102H239ZM48 103H47V105H49ZM130 104V103H129ZM192 104V103H191ZM218 104V103H217ZM255 104V103H254ZM14 105V104H13ZM127 105V104H126ZM212 105V104H211ZM215 105V104H214ZM240 105V104H239ZM253 105V104H252ZM256 105V104H255ZM92 106V105H91ZM194 106V105H193ZM230 106V105H229ZM49 107V106H48ZM112 107V106H111ZM115 106H113V108H114ZM207 107V108H206ZM222 107H224V106H216V108H214L215 109V111L217 110H219V112H221V111H223V113H224V115H226L228 118H226L225 120L228 122V123H231V126L232 127H228V128H230V130H227V134L228 133H231L232 134V132H234V130H236V131H238L239 132V129L241 130V128H239V125L238 124H236L237 123V121H238V119H240V118H242L243 116H245L244 114L242 115V116H240V115H238V113L235 111V109H234V105L233 106H230V107H225V108H223L222 109ZM237 107V106H236ZM242 107H244V105H242ZM242 107H240L239 106V108H241L242 109ZM252 107V106H251ZM4 108V109H3ZM93 108V112H94V107H92ZM96 108V107H95ZM206 108V109H205ZM239 108H238V110H239ZM252 108H254V107H252ZM118 109V108H117ZM204 109V110H203ZM213 109V110H214ZM220 109H222V110H220ZM240 109V110H241ZM256 109V111H254L253 110V112H252V114L249 116V120H250V122L252 121V120H255L256 121V123L258 122V124H260V125H257V127H254V128H256V130H254L253 129V131H254V136L256 137L257 135H258V133H259V131H261L260 129L261 128H264V113H260V112H258V108L256 107L255 108ZM46 110V109H45ZM44 110V111H45ZM111 110H112V108H111ZM114 110V109H113ZM116 110V109H115ZM212 110V109H211ZM237 110V109H236ZM47 111H50V110H47ZM88 111V110H87ZM86 111V112H87ZM90 111V110H89ZM88 111V113H91V112H89ZM96 111V110H95ZM116 111H118V110H116ZM187 111V116H183L184 115V113ZM215 111H214V113H215ZM216 111V112H217ZM244 111V110H243ZM243 111H241V113H244ZM40 112H41V110H40ZM84 112V111H83ZM82 112V113H83ZM218 112V113H219ZM240 112V111H239ZM262 112H264V111H262ZM39 113V112H38ZM52 113V112H51ZM95 113V112H94ZM98 113V112H97ZM102 113V112H101ZM103 113L105 114V112L103 111ZM110 113V112H109ZM206 113V112H205ZM209 113H210V110H209ZM223 113H221L222 114V116H223ZM93 114V113H92ZM92 114H91V116H92ZM118 114V113H117ZM208 114V113H207ZM36 115V114H35ZM84 115V114H83ZM106 115H107V112H106ZM109 115V114H108ZM119 115V114H118ZM121 115V114H120ZM130 115V116H131ZM220 115V114H219ZM85 116V115H84ZM87 116V115H86ZM105 116V115H104ZM103 116V118L105 119V117ZM110 116V115H109ZM208 116V115H207ZM206 116V117H207ZM238 118H237V117ZM247 116V115H246ZM108 117V116H107ZM121 117V116H120ZM131 117V118H132ZM193 117V118H192ZM202 117V116H201ZM200 117V118H201ZM36 118V117H35ZM51 118V117H50ZM102 118V119H103ZM124 118V117H123ZM220 118H221V115H220ZM237 118V121L235 122V119ZM33 120H31L32 122H29L30 123V127H29V129H31L30 131L32 132V133H30V131H23V133L24 132H26L27 133V135L29 136V134H31L30 136H32L33 135V140H37V135H39L38 133H39V131L40 130H42L43 128H45V126H43L42 124H41V121H40V124L37 122V120L36 119H34V118H32ZM81 119H83V118H81ZM94 119V118H93ZM98 119V116H97V118H96V120ZM120 119H122V118H120ZM125 119V118H124ZM124 119L122 120V121H124ZM133 119H130V120H133ZM228 119V120H227ZM47 120V119H46ZM106 120V119H105ZM104 120V122H102L101 121V119H100V121L101 122H98V121H96V122H98V124L96 125L97 127V129H93L94 130V132H91V131H89V132H91V135L92 134H95V133H97V132H99V134H101V132H104V133H106V131H109L111 128H112V124L111 123H109L108 122V120H106L105 121ZM110 120V119H109ZM224 120V119H223ZM225 120L223 121L224 123H227V122H225ZM230 120H231V122H230ZM43 121V120H42ZM82 121V120H81ZM90 121V120H89ZM94 121V120H93ZM127 121V120H126ZM199 121V120H198ZM197 121V122H198ZM204 121V120H203ZM244 121V120H243ZM75 122V121H74ZM77 122H79V124H80V120H78ZM84 122H86V121H84ZM88 122V121H87ZM95 122V121H94ZM116 122H117V120H116ZM116 122H115V124H116ZM127 122H129V121H127ZM151 122V121H150ZM214 122H215V120H214ZM223 122L222 123H220V124H223ZM236 124V125H238V126H236L234 123ZM245 122V121H244ZM120 123V122H119ZM122 124H124L125 123V121H124V123L123 122H121ZM120 123V127L122 126L123 127V125ZM219 123H218V125H219ZM238 123H239V121H238ZM45 124V125H46ZM77 124V123H76ZM126 124H128V123H126ZM130 124V123H129ZM247 124V123H246ZM29 125V124H28ZM51 125V126H50ZM78 125V124H77ZM94 125V124H93ZM151 125V124H150ZM153 125V124H152ZM211 125H212V123H211ZM209 126L208 125V127H206L207 129H205V127L202 129V131L200 130V126H199V130H200V134L201 135H203L204 136V138H206L207 139V141H208V146H207V148L205 149V148H203V149H201V147L200 148H198L197 149V144H196V152H197V154L195 155V157H193L192 159H193V164H194V167H192L193 169H191V170H189L191 173H190V178L189 179H187V181H185V183H186V185H185V187H183L181 190H176L175 188H173V186H172V184H171V181L170 182H167L166 181V183L162 186V188H161V191H162V193L161 194H159L160 196L162 195V197L164 196L165 198H174L175 196H181L183 199H185V200H191L192 198L190 197V191L192 190V189H194V187H195V185H199V183L201 182L200 181V179H199V181L200 182H198V173H199V171L198 170H200V168H204L205 166H206V164L208 163V158H210L211 156V154H213L212 152H214V150L212 151L211 149L212 148H214L215 150H216V148H217V146H218V144L222 141H220L219 139H221V138H218L219 137V135H217V133L218 132H216L217 131V129H216V123L214 124L213 123V125L215 126ZM27 126V125H26ZM25 126V127H26ZM117 126H119V125H117ZM125 126V125H124ZM229 126V125H228ZM24 127V128H25ZM93 127H95V126H93ZM203 127V126H202ZM211 127H213V128H211ZM259 127H261V128H259ZM42 128V129H41ZM116 128V127H115ZM125 128V127H124ZM132 128V129H133ZM150 128V127H149ZM155 128V127H154ZM219 128V127H218ZM224 128H225V126H224ZM216 129V131H214ZM238 129V130H237ZM3 130V129H2ZM27 130V129H26ZM37 130H39V131H37ZM86 130V129H85ZM84 130V131H85ZM88 130H90V129H88ZM92 130V131H93ZM199 130L197 129V131L199 132ZM226 130V129H225ZM37 131V132H36ZM48 131V130H47ZM63 131V130H62ZM82 131V130H81ZM139 131H140V133H139ZM145 131V130H144ZM195 132H193V133H198L196 130H194ZM219 131V130H218ZM232 131V132H231ZM242 131V130H241ZM263 131V130H262ZM29 132V133H28ZM64 132V131H63ZM88 131H86V133H87ZM88 132V133H89ZM26 133H25V136H26ZM36 133V134H35ZM66 133V132H65ZM79 133V132H78ZM85 133V132H84ZM108 133V132H107ZM128 133V132H127ZM215 133V134H214ZM239 133H242V132H239ZM83 134V133H82ZM82 134H81V136L79 137V134H78V137H75V136H73L72 138H70L69 139V141H66L68 144H66L67 145V148L65 147V145L63 146V145H59V144H57V146H58V149H56V147L57 146H54L55 147V149H54V152H55V154L51 157V155H46L45 154V156H48L49 158L51 157V159H48L47 157V160H49V162H50V164H49V166L47 165V162L46 161H43L44 163H42V164H44V165H46L45 166V168H47V166H48V168L46 169V171H45V174L47 173L48 175L50 174V176H53V173H52V175H51V172H49L48 170L49 169H51V171L52 172H54L55 171V175H56V170L57 169H59L60 167L58 166L59 165V162H61V161H59V157L58 156H60V155H65L64 157H66V156H70L71 154H73L74 152H75V149L78 147L77 145H79V144H81V142H83V141H85L86 142V140L88 141L89 139H90V137L91 138H93V136H91V135H89V136H87L88 134H85L86 136H84V134H83V136H82ZM99 134H97L95 137L97 138L98 137V135ZM162 134H164V133H162ZM199 134V133H198ZM199 134V135H200ZM220 134V133H219ZM224 134V133H223ZM233 134H236V133H233ZM104 135V134H103ZM144 135H147V134H144ZM194 135V134H193ZM198 135V136H199ZM222 135V134H221ZM220 135V136H221ZM230 135V134H229ZM252 135V134H251ZM9 136H11L10 135V133H7V132H5V131H1L0 132V139L1 138H6V137H8L9 138ZM40 136V135H39ZM101 135H99V137H100ZM105 136V135H104ZM161 136V135H160ZM194 136H196V134L194 135ZM218 136V137H217ZM254 136H252L253 137V139L252 140H254V141H256V138H254ZM262 136V135H261ZM99 137L97 138V139H99ZM193 137V136H192ZM225 137V136H224ZM22 138H23V136H22ZM36 138V139H35ZM144 138H146L145 136H144ZM193 138H195V137H193ZM200 138V137H199ZM226 138V137H225ZM261 138V137H260ZM30 140H31V138H29ZM28 137H26V139L25 138H23L22 140H23V142L25 141V142H27L28 140ZM95 139V138H94ZM93 139V140H94ZM197 139H198V137H197ZM197 139H195V141H197ZM251 139V138H250ZM3 140V139H2ZM101 140V139H100ZM191 141L192 140H194V139H190ZM189 139H188V141H190ZM248 140V139H247ZM1 141V140H0ZM38 142L40 141V140H37ZM91 140H89L88 142H90ZM206 141V142H207ZM253 141V142H254ZM65 142V143H66ZM69 142H70V144H69ZM92 142V141H91ZM43 143V145H44V142H42ZM64 143V142H63ZM105 143V142H104ZM118 143V142H117ZM161 143V144H162ZM223 143V142H222ZM26 145V144H25ZM38 145V144H37ZM40 146V142H39V146H40V149L41 148H45L44 146ZM140 145V144H139ZM139 145H137V146H139ZM142 145V144H141ZM257 145V144H256ZM26 146H28V145H26ZM65 147V148H63V147ZM69 146V147H68ZM77 146V147H76ZM80 146V145H79ZM114 146V145H113ZM221 146H223L222 144H221ZM225 146V145H224ZM52 147V146H51ZM51 147H48V148H51ZM53 147V148H54ZM136 147V146H135ZM134 147V148H135ZM142 147V146H141ZM151 147V146H150ZM218 147H220V146H218ZM238 147H240L239 148V150L236 152L235 150V152H236V155L233 157L237 162H242V160L245 158V155L247 156V153H250L249 151H251L253 148H255L256 146L252 143L251 144V142H250V144H248L247 142H243V143H239V146ZM47 148V147H46ZM79 148V147H78ZM103 148V147H102ZM114 148V147H113ZM138 148V147H137ZM145 148V147H144ZM144 148H142V149H144ZM149 148V147H148ZM36 149V148H35ZM80 149V148H79ZM136 149V148H135ZM134 149V150H135ZM140 149V148H139ZM138 149V150H139ZM185 149V148H184ZM218 149V148H217ZM248 149H249V151H248ZM251 149V150H250ZM26 151H28L27 149H25ZM30 150V149H29ZM39 150V147H38V149H37V152L36 153H38V154H40L41 152H39L38 151ZM42 150V149H41ZM40 150V151H41ZM48 150V149H47ZM50 150V149H49ZM51 150H53L52 148H51ZM51 150L50 151H46L45 150V152H47V153H50L51 152ZM137 150V151H138ZM141 150V149H140ZM150 150V149H149ZM198 150V151H197ZM254 150V149H253ZM256 150V149H255ZM33 151H34V149H33ZM94 151V150H93ZM144 152V150H141V152ZM182 151V150H181ZM185 151V150H184ZM209 151H211V154L209 153ZM219 151V150H218ZM217 151V152H218ZM221 151V150H220ZM246 151H248V152H246ZM24 152V151H23ZM86 152V151H85ZM84 152V153H85ZM91 152V151H90ZM146 152V151H145ZM216 152V153H217ZM235 152L233 153V154H235ZM33 153H35V151L34 152H32V149H31V154H33ZM53 153V152H52ZM52 153H50V154H52ZM106 153V152H105ZM134 153H135V151H134ZM23 154V153H22ZM24 154H25V152H24ZM41 154H44V152H42ZM40 154V155H41ZM88 154V153H87ZM92 155H91V158H89V160L90 161H88V159H86L87 161H86V163H84L85 164V167H86V165L88 166H92V167H89V168H92L93 170H92V172L94 171V170H96L97 168H98V170L97 171H99V166H100V164H101V159H102V157L104 156L105 158H106V156L107 155H104V154H100V153H98V151L97 152H94V153H91ZM144 154H147V153H144ZM149 154H151V156L149 155ZM175 154V153H174ZM187 154V153H186ZM191 154V153H190ZM215 154V153H214ZM9 155V154H8ZM21 155V154H20ZM56 155V156H55ZM130 155V154H129ZM170 155V154H169ZM171 155H172V153H171ZM175 155H177V154H175ZM222 155V154H221ZM33 156H34V154H33ZM32 155H30V156H27L26 157V155H25V157L27 158L26 160H24V161H20L19 159L18 160H16V158L15 157H12V156H10V157H8L7 159H5L4 157H3V159H0V177L1 178H4L2 175H6V174H8L7 173V169L8 168H11V167H13V169H15L16 170V168H19L20 169V173H19V176L20 177H22V176H24V177H22V178H20V180L22 179H26L27 178V174H31V172H33V171H36L37 169H39L38 167L37 168H34V164L32 165V161L34 160H36V159H33L34 157H33ZM35 156H37V155H35ZM61 156V157H62ZM146 156V155H145ZM213 157H214V155H212ZM216 156V155H215ZM19 157V156H18ZM33 157V158H32ZM38 157H40V156H37L36 158H38ZM108 157V156H107ZM129 157H131V156H129ZM128 156H127V158H129ZM139 157V156H138ZM143 157V156H142ZM172 157V156H171ZM175 157V156H174ZM177 157V156H176ZM20 158V157H19ZM23 158V157H22ZM86 158V157H85ZM104 158V159H105ZM144 158V157H143ZM185 158V157H184ZM219 158V157H218ZM247 158V157H246ZM246 158H245V160H246ZM21 159V158H20ZM38 159H41V158H38ZM63 159V158H62ZM69 159V158H68ZM107 159V158H106ZM114 159V160H113ZM145 159V160H146ZM183 159V158H182ZM182 159H180V160H182ZM191 159V158H190ZM190 159H188V160H190ZM42 160H44L43 159V157H42ZM136 160V162H137V158L135 159ZM142 160V159H141ZM185 160H187V159H185ZM187 160V161H188ZM209 160H211L212 161V159H209ZM37 161V160H36ZM40 161V160H39ZM63 161V160H62ZM109 161V160H108ZM108 161H107V163H105V164H108ZM158 161V162H157ZM234 161V160H233ZM244 161V160H243ZM247 161H248V159H247ZM45 162H46V164H45ZM104 162H106V161H104ZM103 162V163H104ZM125 162V161H124ZM126 162H127V159H126ZM143 162H144V160H143ZM143 162H139V163H143ZM162 162H160V164L162 163ZM190 162H191V160H190ZM214 162V161H213ZM64 163H65V161H64ZM81 163V162H80ZM83 163V162H82ZM109 163V164H110ZM138 163V164H139ZM180 163V162H179ZM185 163H187V162H185ZM212 163V162H211ZM244 163H246V161L244 162ZM38 164V163H37ZM36 164V165H37ZM41 164V165H42ZM83 164V165H84ZM91 164V165H90ZM124 164V163H123ZM156 164V165H155ZM189 164V163H188ZM243 164V163H242ZM82 165V166H83ZM119 165V164H118ZM179 165V164H178ZM239 165V164H238ZM40 166V165H39ZM68 166V165H67ZM116 166H117V164H116ZM120 166V165H119ZM145 166V165H144ZM153 166L152 167H150V168H152L153 169ZM185 166V165H184ZM264 166V165H263ZM14 167H16V168H14ZM41 167H43V165L42 166H40V168ZM58 167V168H57ZM71 167V166H70ZM73 167V166H72ZM84 167V166H83ZM87 167V168H88ZM102 167V166H101ZM122 167V166H121ZM158 167V166H157ZM216 167V166H215ZM44 168V169H45ZM53 168H55V169H53ZM89 168H88V170H89ZM112 168H114V167H112ZM118 168V166L116 167V169ZM125 168V167H124ZM149 168V169H150ZM12 169V168H11ZM10 169V170H11ZM12 169V170H13ZM18 169V170H19ZM44 169H43V171L41 170V171H36L37 173H39L38 175L40 176V178L43 176V172H44ZM73 169V168H72ZM83 169V168H82ZM115 169V168H114ZM116 169H115V171H116ZM149 169H147V170H149ZM168 169V168H167ZM183 169V168H182ZM190 169V168H189ZM206 169V168H205ZM18 170H16L17 172L16 173H18ZM54 170V171H53ZM71 170V169H70ZM76 170V169H75ZM80 170V169H79ZM91 170V169H90ZM109 170V169H108ZM194 170V171H193ZM239 170V169H238ZM241 170V169H240ZM82 171L83 170H81V173H82ZM85 171H87V170H85ZM97 171H95V172H97ZM105 171H106V169H105ZM109 171H112V169L111 170H109ZM127 171V170H126ZM141 171V170H140ZM151 171V170H150ZM149 171V172H150ZM198 171V172H197ZM201 171V170H200ZM219 171H221V170H219ZM262 171L264 172V167L262 168ZM9 172H11V171H9ZM36 172H35V174H36ZM42 172V173H41ZM49 172V173H48ZM84 172V171H83ZM89 172V174H87ZM88 172H85V173H83V174H80L79 176H77V181L78 180H80L81 182H83V181H87V180H91V179H93V177H94V175L95 174H92V172H90V171H88ZM94 172V173H95ZM100 172H101V170H100ZM113 172V171H112ZM118 172V171H117ZM121 172V171H120ZM192 172L194 173V172H197L196 173V176L194 175V174H192ZM34 173V172H33ZM41 173V174H40ZM125 173V172H124ZM214 173V172H213ZM242 173V172H241ZM10 174V173H9ZM44 174V175H45ZM46 174V175H47ZM99 174V173H98ZM98 174H97V176H98ZM111 174V173H110ZM219 174V173H218ZM217 174V175H218ZM222 174V173H221ZM18 175V174H17ZM38 175L37 176H35V177H38ZM92 175H93V177H92ZM105 175V174H104ZM192 175V176H191ZM194 175V176H193ZM261 175V174H260ZM7 176V175H6ZM25 176H26V178H25ZM30 176V175H29ZM29 176H28V180L30 179L29 178ZM74 176V175H73ZM114 176V175H113ZM112 176V177H113ZM121 176H122V174H121ZM120 176V177H121ZM128 176V175H127ZM143 176V175H142ZM186 176V175H185ZM208 176V175H207ZM224 176H226V174H224ZM262 176V175H261ZM31 177H33L34 178V174L31 176ZM56 177V176H55ZM75 177V176H74ZM107 177V176H106ZM123 177H124V175H123ZM152 177V176H151ZM197 177V178H196ZM212 177V176H211ZM251 177V176H250ZM256 177V176H255ZM40 178H39V180H40ZM43 178V177H42ZM49 178V177H48ZM58 178V177H57ZM71 178V177H70ZM105 178V177H104ZM130 178V177H129ZM144 178V177H143ZM181 178V177H180ZM263 178L264 177H260L259 179L261 180V181H259V180H257V181H255L254 180V184H255V186H256V183H258V181H259V184L260 185H262L264 182V180H263ZM32 179V178H31ZM75 179V178H74ZM73 179V180H74ZM111 179V178H110ZM128 179V178H127ZM182 179V178H181ZM180 179V180H181ZM2 179H0V181H1ZM13 180V179H12ZM44 180V179H43ZM46 180V179H45ZM51 180V179H50ZM53 180H55V178L53 179ZM53 180H51V181H53ZM76 180H74V182H76ZM122 180V179H121ZM131 180V179H130ZM229 180H231V179H229ZM241 180V179H240ZM46 181H48V180H46ZM207 181V180H206ZM243 181V180H242ZM241 181V183H240V181H238V182H236L235 183V185H237V186H239V188H243L244 187V184H243V182ZM33 182H35L34 184H32V186H33V188L34 187H36V188H34V190L33 191H31V192H28V190L27 189H29V188H18V192H17V195H21V196H23V197H25L26 199H27V201H26V203H27V205H26V203H25V205L24 204H22L21 202H18V203H20L19 205L17 204V208L16 209H14L13 211H11V212H7V214L6 215H4L3 214V212H2V216H0V241H3V240H5L4 241V243L3 244H1L0 245V264H126V262L128 261V262H132L131 264H133V263H139L140 261H138V259H137V256H135V254H136V252H135V249H136V247L134 246V245H132L131 243H132V241L130 240L131 238H130V235H134L136 232H138L139 231V222H137V221H135V223H134V221H133V219H131V218H133V217H130V219H128L130 222H128L127 221V223H129L128 225H127V223L126 224H124V225H122V224H117V225H115V222H116V220L119 222V219H116V217L117 218H119L124 212V210L123 211H116L115 213H114V215L115 216H112L111 218H108V219H106L105 217H104V219L103 220H96L95 219V217L94 216H92V215H94V214H97L96 213V207H98L97 205H99L98 203L100 202V198L98 199V196L97 195H100V194H102V193H105V192H109L107 189L105 190V187L104 188H98L96 191H95V195H96V199H97V201L98 202H93V201H91L90 199H88V198H84V197H82V196H79V195H77L76 193V195L77 196H75V198H74V200H75V206L73 205V206H70V204H68L70 207H73V208H68L67 207V205H66V203H67V201L65 202V204H63V203H60V202H58L57 200H59L60 201V199H58L56 196H57V194L55 193V192H46L47 190L45 189V192H44V189H43V186H42V184L44 183V181H43V183H41L42 182V179H41V184H36L37 183V179L35 180L34 179V181ZM70 182V181H69ZM123 182H125V181H123ZM263 182V183H262ZM48 183V182H47ZM85 183V182H84ZM83 183V184H84ZM94 183V182H93ZM129 183V184H128ZM143 183V182H142ZM221 183H222V181H221ZM225 183V182H224ZM230 183V182H229ZM248 183V182H247ZM253 183V182H252ZM24 184V183H23ZM36 184V186H34ZM128 184V185H127ZM180 184V183H179ZM211 184V183H210ZM217 183H215V184H212V185H209L208 186V184L206 185L207 186V188H210V189H206V191L208 190H210V191H212L211 189L213 188V187H215V185H216ZM218 184H220L219 182H218ZM234 184V183H233ZM44 185V184H43ZM71 185V184H70ZM130 185H132V183L130 184V181L128 180V181H126V183H125V185L123 186H120V185H118V186H120V187H118V186H116V188H114V190L115 191H119V193L121 194L120 196H121V200L123 201V205L125 204L124 203V201L126 202H128V200H130L129 198L132 196V195H134L135 194V192H131V187L129 188V186ZM228 185V182L226 183V186ZM231 185V186H230ZM230 185H228L229 187H232V184H230ZM21 186V185H20ZM26 186V185H25ZM72 186V185H71ZM71 186H70V188H71ZM201 186V185H200ZM222 186H224V185H222ZM237 186H235V188H237ZM251 186V185H250ZM263 186V185H262ZM9 187V186H8ZM22 187V186H21ZM46 187V186H45ZM44 187V188H45ZM153 187V186H152ZM197 187V186H196ZM195 187V188H196ZM218 187V186H217ZM246 187V186H245ZM244 187V188H245ZM17 188H16V190H17ZM69 188V187H68ZM80 188V187H79ZM219 188V187H218ZM220 188H221V186H220ZM227 188V187H226ZM233 188V187H232ZM248 188V187H247ZM252 188V187H251ZM259 188V187H258ZM20 189V190H19ZM48 189H51V190H53L52 188H48ZM62 189H64V188H62ZM85 189V188H84ZM109 189V188H108ZM156 189V188H155ZM197 189V188H196ZM246 189V188H245ZM245 189H243V190H245ZM249 189V188H248ZM29 190H31V189H29ZM57 190V189H56ZM56 190H54V191H56ZM74 190H76V188L74 189ZM243 190H241V191H243ZM250 190V189H249ZM114 191V193H111V194H114V195H116L115 192ZM134 191V190H133ZM147 191H149V190H147ZM155 191V190H154ZM223 191V190H222ZM222 191H220V192H222ZM229 191V190H228ZM241 191H240V193H241ZM112 192V191H111ZM227 192V191H226ZM225 192V193H226ZM244 192V191H243ZM248 192V191H247ZM1 194H0V201H2L3 199H7V197H3V193L2 192H0ZM11 193V192H10ZM19 193V194H18ZM30 193V194H29ZM63 193V192H62ZM83 193V192H82ZM137 193V192H136ZM143 193V192H142ZM151 193V192H150ZM155 193V192H154ZM205 193V192H204ZM252 193V192H251ZM88 194V193H87ZM158 194V193H157ZM215 194V193H214ZM219 194V193H218ZM8 195H10V194H8ZM16 195V194H15ZM144 195V194H143ZM142 195V196H143ZM151 195V194H150ZM154 195V194H153ZM150 196V197H152L153 199L155 198L154 196ZM216 195H217V193H216ZM215 195V196H216ZM220 195H222V194H220ZM238 195H240V194H238ZM241 195L243 196V194L241 193ZM240 195V196H241ZM249 195H250V193H249ZM21 196H18L19 197V200H21L22 201V199L23 198H20ZM59 196V195H58ZM74 196H72V197H74ZM108 196V195H107ZM118 196V195H117ZM116 196V197H117ZM120 196H118V197H120ZM137 196V195H136ZM145 197H147V195H144ZM144 196H143V199H142V203H143V205L142 206H145V204H146V201L147 200H145V198H144ZM159 196V197H160ZM218 196L219 195H217L216 197H214L213 196V198H211V199H209L207 202H205V204H202L201 202V205L199 206L200 208L198 209V208H193V209H180V208H177V207H175L174 208V212H170V210H169V213H168V210H167V214H166V216L169 218V215L171 214L172 216L171 217H173L174 215L173 214H175V217H174V219L177 221V222H174L173 221V219H172V221L171 222H169L170 223V227H172V226H177V227H181V226H183L184 224H186V223H188L189 221H191L192 223H193V220L194 221H197V220H200V219H206V218H208V215H205L206 214V211H207V209L211 206L210 204L211 203H214L213 205H215V203H216V198H217V201H218ZM224 196V197H223ZM223 196H220L219 197V201L221 202V200L220 199H223L224 200V198H225V195H223ZM226 196H227V194H226ZM17 197V196H16ZM95 197V196H94ZM100 197V196H99ZM102 197V196H101ZM112 197V195H110V198ZM133 197V196H132ZM163 197V198H164ZM193 197V196H192ZM228 197V196H227ZM236 197V196H235ZM234 197V198H235ZM9 198V197H8ZM57 200H56V199ZM109 198V197H108ZM107 198V199H108ZM114 198V197H113ZM113 198H111V199H113ZM139 198H140V195H139ZM209 198H210V196H209ZM77 199V200H76ZM134 199V198H133ZM156 199H158V198H155V200ZM56 200V201H55ZM73 200V201H74ZM145 200V201H144ZM164 200V199H163ZM166 200V199H165ZM173 200V199H172ZM172 200H170V201H172ZM7 201V200H6ZM71 201H72V199H71ZM77 201V202H76ZM117 201V200H116ZM116 201H114V203L116 202ZM144 201V202H143ZM148 201H150L149 199H148ZM147 201V202H148ZM193 201V200H192ZM246 200L243 198V197H241L238 201H237V204H239V206L241 207V205H244L243 203L245 202ZM11 202V201H10ZM23 202V201H22ZM58 202V203H57ZM103 202V201H102ZM133 202V201H132ZM135 202V201H134ZM159 202V201H158ZM224 202V201H223ZM47 203L48 204H51L52 203V205L51 206H53V207H55V210H54V213L51 211V210H46V205H47ZM78 203V204H77ZM117 203V202H116ZM119 203H121V202H119ZM129 203H130V201H129ZM137 203H138V200H137ZM175 203V202H174ZM195 203V202H194ZM233 203H235V202H233ZM232 203V204H233ZM5 204V203H4ZM77 204V205H76ZM132 204V203H131ZM140 204V203H139ZM152 204H153V202H152ZM158 204V203H157ZM190 204V203H189ZM220 204V203H219ZM227 204V203H226ZM236 204V205H237ZM8 205H9V203H8ZM101 205V204H100ZM104 205V204H103ZM150 205V204H149ZM216 205H217V203H216ZM223 205V204H222ZM4 206V205H3ZM235 206V205H234ZM238 206V207H239ZM255 206H256V203H255ZM44 207H45V209H44ZM127 207H128V205H127ZM171 207V206H170ZM188 207V206H187ZM214 207V206H213ZM237 207V206H236ZM235 207V208H236ZM247 207V206H246ZM48 208V207H47ZM50 209L52 208V207H49ZM145 208H146V206H145ZM152 208V207H151ZM210 208H212V207H210ZM242 208H245V207H242ZM241 208V209H242ZM255 208V207H254ZM262 208V207H261ZM156 209V208H155ZM215 209H217V208H215ZM239 209V208H238ZM238 209H236V210H238ZM249 209H251V207L249 208ZM98 210V209H97ZM146 209H144V212H147V211H145ZM213 210V209H212ZM33 211V213H35L36 212V214L38 213L39 215H41V217L42 218H45L46 216H48V215H50V216H53L51 219H55V220H52L50 223L51 224H48V225H46L45 224V236H44V234H43V237H45V239L43 238V237H41V236H38V235H40V233H35V229H28L29 231H27V232H23V233H19L18 232V230H17V228L18 227H20L19 226V224H17L18 223V221L22 218V217H26L25 215L27 214L28 215V213H30V212H32ZM49 211H51V213L49 212ZM125 211H127V210H125ZM128 211H129V209H128ZM127 211V212H128ZM134 211V210H133ZM239 211V210H238ZM244 211V212H243ZM252 211V210H251ZM141 212H143L142 210H141ZM154 212H156V211H154ZM208 212V211H207ZM241 212H243V213H241L240 214V219H241V221L243 220V218H245L246 216H245V214L248 212H246L245 213V210H242ZM4 213H6V212H4ZM41 213V214H40ZM130 213V212H129ZM128 213V214H129ZM209 213V212H208ZM232 213V212H231ZM262 214H261V216L263 215L264 216V209L262 210V212H261ZM99 214V213H98ZM141 214V213H140ZM147 214H148V212H147ZM164 214V215H165ZM1 215V214H0ZM4 215V216H3ZM127 215V214H126ZM144 215V214H143ZM145 215H146V213H145ZM210 215V214H209ZM212 215V214H211ZM210 215V216H211ZM95 216H97V215H95ZM131 216V215H130ZM135 216V215H134ZM148 216V215H147ZM222 216H223V214H222ZM237 216V215H236ZM263 216H262V218H263ZM54 217H61V218H64V221H67V219H68V221H67V224H66V227L64 226L63 228H61V229H64L65 230V228L67 229V231L65 232V231H63V230H61L60 228H59V226H58V223H56V222H58V219L57 218H54ZM92 217L94 218V219H92ZM102 217V216H101ZM107 217H108V215H107ZM129 217V216H128ZM155 217V216H154ZM166 217V218H167ZM32 218H33V216H32ZM50 218V217H49ZM163 218V221H164V217H162ZM162 218H161V220H162ZM236 218H238V217H236ZM246 218H248V217H246ZM259 218H261V217H259ZM24 219V218H23ZM22 219V220H23ZM36 219V218H35ZM56 219H57V221H56ZM66 219V220H65ZM148 219V218H147ZM170 219L171 218H169V221H170ZM220 219H221V217H220ZM239 219V220H240ZM25 220V219H24ZM47 220V219H46ZM71 222H70V221ZM92 220H95V222H96V225H97V227L95 228V230H94V228H93V235L94 236H98V235H103V233L105 234L107 231L109 232V230L110 229H115V231L114 232H118V233H116L115 234V236H117V239H116V241H115V246L118 248V253L115 255V257L113 258V259H109V260H104L102 257H101V255L99 254V252H91L90 253V251H86V252H80V251H76V250H74L73 248H71V249H73V250H69V251H67L69 248L68 247H70L69 245H70V243H79L80 244V242H81V244H83V243H86V241L85 240H87V242H88V238H89V236H85V235H82V234H80V233H82V232H78V230H80L79 229V224L80 223H78V221H80L81 222V224H90V222L92 221ZM131 220H132V222H131ZM35 221V220H34ZM38 221V220H37ZM40 221V220H39ZM45 221V220H44ZM55 223H54V222ZM64 221H62V222H64ZM153 221H155V220H153ZM237 221V220H236ZM236 221L234 222V223H236ZM21 222V221H20ZM42 222V221H41ZM48 222V221H47ZM61 222V223H62ZM68 222H70V224H68ZM145 222V221H144ZM201 222V221H200ZM22 223V222H21ZM26 223V222H25ZM29 223H31V222H29ZM76 223H78V225L76 224ZM131 223H133V224H131ZM168 223V224H169ZM173 223H175V225L173 224ZM198 223V222H197ZM232 223V222H231ZM177 224H179V226L177 225ZM190 224V223H189ZM188 224V225H189ZM11 225H17L16 227H14V226H11ZM61 225V224H60ZM76 225L78 226V230H77V232H75V230H73V227L75 226L76 227ZM141 225V224H140ZM144 225V224H143ZM146 225V224H145ZM181 225V226H180ZM246 225V224H245ZM175 226V227H176ZM185 227L187 226V225H184ZM231 226L232 225H228V227H227V225H226V227L227 228H224L225 230V232L223 233V234H220V232H218V234H219V236L221 237H219L218 236V238L220 239V240H222L223 242L225 241V242H227V241H231L230 239L232 238V236H234V233H232L233 231H232V229H234V228H231ZM43 227V226H42ZM89 227V226H88ZM233 227V226H232ZM30 228H32V226L30 227ZM82 228V227H81ZM83 228H85V227H83ZM141 228H142V225H141ZM167 228V227H166ZM174 228V227H173ZM187 228V227H186ZM20 229V228H19ZM24 229V228H23ZM37 229V228H36ZM113 229V230H114ZM167 229H169V228H167ZM177 229V228H176ZM175 228H174V230H176ZM16 230H17V232L19 233H17L16 232ZM42 230V229H41ZM84 230V229H83ZM90 230V229H89ZM178 230H180V229H178ZM34 231V232H33ZM40 231V230H39ZM81 231H82V229H81ZM85 231V230H84ZM83 231V232H84ZM38 232V231H37ZM90 232H92V231H90ZM139 232H141V231H139ZM246 232V231H245ZM66 233H68V234H66ZM152 233V232H151ZM150 233V234H151ZM242 233H244V232H242ZM90 234V233H89ZM91 234V235H92ZM113 234V233H112ZM149 234V233H148ZM207 234V233H206ZM217 233H215V234H213V235H216V237H217V235H218ZM17 236V237H14V236ZM51 235V236H50ZM111 235V234H110ZM114 235V234H113ZM153 235H155V234H153ZM204 235V234H203ZM232 235V236H231ZM46 236H47V238H46ZM48 236H50V237H48ZM59 236H60V238H59ZM114 236V237H115ZM124 236H128V239H127V241H125L126 243H127V245H126V247H130V246H128V245H132L131 247H130V249L129 250H131V252H132V255H134L132 258H130L131 260H128V257L126 256V254H124L123 253V250H122V244H121V242H122V237H124ZM136 236H137V234H136ZM146 236V235H145ZM198 236V235H197ZM210 236H212V235H210ZM228 236H231V238L230 237H228ZM93 237V236H92ZM100 237H103V236H100ZM151 237H152V235H151ZM199 237V236H198ZM214 237V236H213ZM228 237V238H227ZM256 237V236H255ZM17 238L18 239H20L21 241H17ZM108 236H106V240L107 241H109L108 239ZM150 238V237H149ZM148 238V239H149ZM168 238L169 237H165L164 238V243H166V241L168 240ZM209 238V237H208ZM207 238V239H208ZM217 238V239H218ZM230 238V239H229ZM254 238V237H253ZM260 238H262V237H260ZM259 238V239H260ZM91 239V238H90ZM153 239V238H152ZM205 239V238H204ZM210 239V238H209ZM208 239V241L205 239V241L203 240L202 242H199L203 247L204 246H208L209 247V245L211 244V246H214L213 244L215 243V240L214 239H211V240H209ZM256 239H257V237H256ZM106 240H104V241H106ZM124 240V239H123ZM146 240L147 239H145V242H146ZM150 240V239H149ZM149 240L147 241V242H149ZM171 240V239H170ZM199 240V239H198ZM227 240V241H226ZM56 241H59L58 242V244H57V242ZM152 241V240H151ZM150 241V242H151ZM200 241V240H199ZM209 241H213L214 243L212 244L211 242L209 243V245H207L208 244V242ZM217 241V240H216ZM254 241V240H253ZM53 242H56V244L55 245H52L53 244ZM83 242V243H82ZM92 242V241H91ZM131 242V243H130ZM171 242V241H170ZM190 242V241H189ZM193 242V241H192ZM204 242H205V244L206 245H204ZM223 243V244H226V243ZM255 242H256V240H255ZM89 243V242H88ZM184 243V242H183ZM191 243V242H190ZM259 243H260V241H259ZM69 244V245H68ZM112 244H114V243H112ZM134 244V243H133ZM149 244H151V243H149ZM154 244V243H153ZM172 244V243H171ZM173 244H174V242H173ZM188 244V243H187ZM194 244V243H193ZM199 244V245H200ZM89 245V244H88ZM148 245V244H147ZM163 245V244H162ZM192 245V244H191ZM191 245L189 246V248L191 247ZM196 245V244H195ZM261 245V244H260ZM64 246H66V247H64ZM76 246V245H75ZM84 246V245H83ZM90 246V245H89ZM114 246V245H113ZM184 246V245H183ZM201 246V247H202ZM251 246V245H250ZM255 246H257V244L255 245ZM105 247V246H104ZM120 247V248H119ZM125 247V246H124ZM125 247V248H126ZM165 247V246H164ZM200 247V248H201ZM259 247H262V245L261 246H259ZM257 248V249H255L256 251H254L255 253L253 254H248L249 255V258L248 257H245L244 258V256H243V263H246V264H251L252 262H258V261H261L262 262V260H263V258H264V249H260V248ZM65 248V249H64ZM67 248V249H66ZM83 248V247H82ZM85 248V247H84ZM90 248H92L91 246H90ZM114 248V247H113ZM140 248V247H139ZM183 248V247H182ZM195 248H199V246L198 247H196L195 246ZM220 248V247H219ZM264 248V247H263ZM87 249V248H86ZM96 249V248H95ZM109 249H110V247H109ZM152 249V248H151ZM162 249L164 250V248H163V246H162ZM184 249V248H183ZM187 249H188V247H187ZM192 249H194V246H193V248ZM197 249H195V250H197ZM213 249V248H212ZM229 249V248H228ZM78 250V249H77ZM93 250V249H92ZM105 250V249H104ZM127 251V252H130V251ZM156 250V249H155ZM154 250V251H155ZM182 250V249H181ZM200 250V249H199ZM202 250V249H201ZM200 250V251H201ZM208 250V249H207ZM117 251V250H116ZM148 251H150V250H148ZM165 251V250H164ZM173 251V250H172ZM224 251V250H223ZM130 252V253H131ZM153 252V251H152ZM162 252V251H161ZM196 252V251H195ZM195 252H193V251H189V253L188 252H186L185 250H183L182 252H176V253H172L171 255H169V251H168V254L166 253V257H165V260L163 261V263L164 264H184L185 263V261H187L188 262V260H190L191 261V259H194V258H196V256H197V254H198V250H197V252L195 253ZM206 252V251H205ZM228 252V251H227ZM253 252V251H252ZM94 253V254H93ZM101 253V252H100ZM155 253V252H154ZM171 253V252H170ZM191 253V254H190ZM239 253H241V252H239ZM101 254H103V253H101ZM218 254H219V252H218ZM227 253L225 252V254H224V256L222 257V259L221 260H219L218 259V261L216 262V264H226V262L227 261H229L228 259H229V257L231 256V254H230V256H229V254H227ZM242 254V253H241ZM60 255H62V256H60ZM129 255H131V254H129ZM139 255V254H138ZM140 255H141V253H140ZM145 255V254H144ZM154 255V254H153ZM223 255V254H222ZM57 256V257H56ZM58 256H60V257H58ZM147 256H148V254H147ZM213 256H214V254H213ZM153 257H155V256H153ZM219 257V256H218ZM240 257V256H239ZM54 258H56V260H54ZM200 258V257H199ZM48 259V260H47ZM49 259H51V260H49ZM134 259V260H133ZM140 259V258H139ZM149 259V258H148ZM198 259V258H197ZM212 259V258H211ZM227 259V260H226ZM147 260V259H146ZM196 260V259H195ZM47 261V262H46ZM50 261V262H49ZM138 261V262H137ZM216 261V260H215ZM46 262V263H45ZM129 263V264H130ZM215 263V262H214ZM213 263V264H214ZM227 263H229V262H227ZM209 264V263H208ZM255 264H257V263H255Z\"/></svg>","mask_w":264,"mask_h":264}]
</instances>
